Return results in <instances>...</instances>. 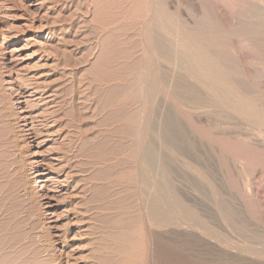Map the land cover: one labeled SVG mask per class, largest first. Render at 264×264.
Masks as SVG:
<instances>
[{
  "label": "rangeland",
  "instance_id": "374dc122",
  "mask_svg": "<svg viewBox=\"0 0 264 264\" xmlns=\"http://www.w3.org/2000/svg\"><path fill=\"white\" fill-rule=\"evenodd\" d=\"M87 2L89 3L91 1L90 0H0V264H9V263L10 264H63V258H62L63 255L60 254V252L58 251L59 248H62L63 242L62 241H60L61 243L57 242V240H55V238L53 237V233L56 232V230H57L56 227H59L58 230L63 231L62 225L63 224L65 225V223H66L67 219H66L65 214L67 212L69 204H72V206H74L73 208L77 207L79 209V212H81V210H82V215L81 214L80 215L82 217H84L83 219L85 220V222L87 221L86 224L84 223V226L86 228H88L90 226V229L89 228L88 229L92 233V234L90 233L91 240H92V246L90 248H86L85 245H83L84 244V240H83L84 238H82V236H81L82 233L80 234L81 230L80 231L78 230L79 229L78 226L76 227V225L75 226L71 225V227H70V232L68 235L69 239H67L69 242L68 243L69 249H67L66 251L68 252L70 250V252L73 254L72 257L74 256L73 257V258H75L74 260H77L79 262V264H89L91 262H92L91 264H100V263L101 264L102 263H105V264H108V263L109 264H113V263L116 264L117 263L118 264V262L122 263L123 257L120 255L124 256V253L120 252L119 250L125 251L128 248L130 249L131 247H134L135 244H137V246H139L140 249L142 248V250H141V252H142L141 258L142 259L140 258V260H142V262L140 261L139 264H145V263L146 264H148V263L149 264H154V263L155 264H252L253 262H254L253 264H264V257H261V256L259 257V255H262V254L264 255V245H263L264 244L263 243L264 242V240H263L264 239V213H263L264 212V188H263L264 185H262V184H264V175H263L264 174V169H263L264 162L261 165L263 170L262 169L260 170V172L263 171V174L258 172L259 174H257L255 176L256 178H254V183H255V187H256L255 193H257V192L258 193L252 194V191L249 192L248 191L249 189H246L244 186L246 184L245 183L246 177H242V175H240V176L236 175L232 164L229 165V163H231L227 157L229 152L227 151L228 149L227 150L224 149L225 148L224 145H226L227 148H228L227 144H229V145L231 144L230 146H232L233 145L232 143L235 142V140L239 137L240 139L238 138L237 141L235 142V143L238 142L239 145L235 146L236 145L235 144V145H233V147L229 146L230 148H233V150L234 149L236 150L238 148L242 149V150H240V149L236 150L237 156L243 155L244 153L247 156H249V154L251 155V151H252V147H253L252 153L254 152L253 155L256 156L258 159L254 156H253V158L257 159V160H262V158H263V160H264V150H263L264 148H260L261 146L256 147V146H246L245 144L242 145V143H243L242 141H243L244 137L246 138V136H248V137L251 136V133L254 131L255 127L257 130H258V128L261 127V126L260 127L258 126V128H257V125H259V124L261 125L262 124L261 121H263V116H262V112H261L262 106L261 107L259 106L260 108H258L257 104L260 103V105H261V102L264 101L263 100L264 99V91H263L264 90V80H262V79H264V76L263 77L261 76L262 73H264V70H263L264 59H263V57H259L260 53H255L256 48L255 49L253 48L254 50L252 49V47H255V46H251L249 48L248 47L249 45L246 46L244 44L245 45L244 46L243 44H241L243 42H241L242 40L240 38L236 37L235 39L236 40L240 39L241 43L239 41H235V39L233 40L232 38H234V37H232L230 39L233 41V45H235L237 43H239V45H240L239 46L237 44V45L233 46L231 43L233 48L229 44L232 41L228 40L231 37V35H233V34H231L232 32L240 29V27L237 26L238 25L237 20H234V22H232V19H234V16H235L234 14L236 13V9L240 8L242 5L237 4L238 6H240V7H237L236 3H235V5L233 3L232 5L235 6V7L233 6V9L235 8L234 9L235 12H234V10H232V7L230 6L231 3L228 6L229 8H227L229 1L228 2H227V0L226 1L223 0V2H221V0H215V2L212 1V2H214V4L213 3L212 4L215 6L214 8H216V11L219 10V13L217 12L218 16L221 14L223 17V18H221V15L219 16V18L221 20V24L224 20L223 25L227 26L229 24L231 26V27H229V25H228L227 28H226V26H224L226 30H228V28H232V29H229L230 31L232 30L230 35H228V32H230V31H225V29L223 30L221 28V31H219L220 28H218V32H216L217 28L214 29V28L210 27L209 25L205 26V24H204L205 20L202 22L204 24V27L203 28L198 27L200 31H201V29L203 30L204 28H206V29H204L205 31L203 30L204 33L201 32L202 34H193L192 30H191L192 26H189V25H193L194 23H196L198 26L202 27L200 21H202L204 18L203 13L198 8H195L193 10V11H195V13L193 11H191V13L193 12L194 16L197 13L196 18H197V16H199L200 13H202V15H200V18L203 17V18H201L202 20H200V18H198L199 21L197 19H195V21L197 20V22H199V23L195 22L194 21L195 17H193V14L189 13L192 15V18L190 17L191 15L189 16L192 21L188 19L189 22L187 21L188 23H186V25L188 24L187 26L189 28L185 25L188 29L185 27L186 29L184 28L185 29L184 33L188 32L185 34L186 36L189 37V38H186L187 41L190 39H191L190 41H192L193 38L196 39V40H193L194 42L198 41L199 38L197 36H199V35H200L199 36L200 40H203V38H204L203 42L206 40L207 37H208V39L213 38L214 41H213V39H211V40H212V42H215L214 44L217 43L216 41L220 42V44L218 43L217 45H218V47L221 45L220 47L222 49L220 47L219 48L217 47V48L219 50H221L223 53H225V52L227 53V50L229 49L228 46L230 45L231 46L230 50H232V51L234 50L235 53H233L232 51L230 54L227 53L228 55L225 53L224 55L227 57L231 54L234 55V54H236V52H238L240 54V58L242 59V58L248 57L249 53H251L252 56L254 55L252 57L253 60L251 59V54L249 56L250 58L248 57L249 61H248V58H247V60L243 59L244 62L240 59V61L242 63H244L243 66L246 65L245 68L248 66L246 68V70H248L249 65H251V64L255 65V63L257 61L255 62L254 59L257 60L258 57H259L258 60L260 59L262 61V59H263L262 62L260 60L257 62V63H259V65L263 63L262 64L263 68L260 65L262 70L259 67H257V65H258L257 64L256 69H254V65L251 66L252 68L251 67L249 68V72L251 73L250 70H253L252 71L253 74L248 75V77H247V74L249 72L245 71L246 81L248 80L247 83H249L251 81L250 79H252V81H254L256 79V81L254 83L251 81L253 84H256V82L259 81L257 83L258 87L256 85H254V87H253L254 89L257 88V89H255L256 91H254V90L249 91V89H251V87L253 86L250 84L251 83L250 82L248 85H250L251 87L250 86H249L250 88L246 87L247 86V84H246L245 89L248 92L253 91L254 94L249 93V95H248L247 91H245L246 93H244V94L242 93L246 98L253 100V101H250L253 103V105H254L255 101L257 102L254 105L256 108V110H255L256 111V114H255L256 117L251 116V117L245 118L246 119V120L244 119L246 121L245 122L243 119L240 118L239 115H237V117H238L237 119L238 120L241 119V120L237 121V119L234 118L236 123L234 122V120L232 121V119H231V121L228 120V122L230 121V123L228 124L226 122L227 120L225 118L224 119L226 121H224L223 119H221L219 117L221 119L220 120L217 118L218 116L217 117L215 116V113H218L217 111H218L219 105L217 103H218V101L220 102V99L216 100L217 102H215L213 100V98L210 97L211 101L213 100L212 102L209 101L210 98H207V99H209L208 100L209 102L205 101L206 97L209 96V95H206L205 92H202L204 97L201 96L202 94L197 95L198 92L197 93L194 92V94H196V95H193V93H191L192 95H190V93H189L186 97L187 99L183 100V103L180 102L178 104H177V102H168L169 103L168 104V103H165V101H159L160 100L159 99L160 94H158L159 97L156 101H146L145 95H147L148 93H151V96H152L153 91H155L156 93L154 92V95H153L155 98V96L157 95V92H159V90L162 89L161 87L164 88V85H162L164 83H162L163 80H162V78H160V76H156L155 73L149 72L148 70H147L148 74H150L151 77L149 76L150 78L145 79V77H144L145 75H143L144 71L146 70L144 68L148 65V62H146L148 60L146 59V56H144L145 51H146V46H147V43H145V40H144L145 39V33H143V29L145 31V28L147 25V23H145L144 18H146L147 16L149 17V14L151 15V13L148 10H150L151 8L153 9L151 4L148 1L144 0L143 1L144 5L142 7H140V9H139L140 11L143 10V11H141V14H143V15L139 16L141 18L140 19H138L139 17H137L136 19L134 18L135 15H140V11H137V13L139 12V14L135 13L133 17L128 18L129 21H127V23H126L127 25H131V24L133 25V26L131 25L132 29L130 30L131 33H129V34L133 33L132 35H136L135 36L136 38L134 40L137 41L136 39H138V41H139V38H141L140 41L143 42V43L142 42H140V43L135 42L138 44L137 45L138 47H136V44H134V47H136L134 49V51L137 52V55H136V57L135 56L133 57L134 63L140 65V67H141L142 71L139 72L138 77L140 75L141 76L138 78L139 80H137V82H135V83L132 82V84L129 83L130 84L129 87L131 88V86L133 85L132 86L133 89L130 90L129 100L128 101H122L123 106H124V103L125 104L128 103V104H127V107L125 105V108H127V109H124V107H122L124 109V111H123L124 113L122 115H120V118H123V115L129 114V116H131V118L132 117L133 118L131 120L132 122H129V124L126 123L127 124L126 125V124H124V122H122L120 124V126H117V125H111L112 121L110 122V120L112 118L110 117V115L112 113L109 111L110 109L109 110L106 109L105 105L102 104V103H104V102H102V100L105 101V95L99 93V95L96 96L93 93L94 90H93V92L88 91L90 89L88 85H87V87H83V86H80V84L78 83L79 79L77 77L83 76V74H84L83 72H86L88 68H90V69L93 68L91 66H93L97 63V60H98L97 57H99V54H100V47H99V45L101 43V41H99L100 36L96 32V29H95L96 27H94L95 25L94 26L92 25L94 23H91V22H93L92 15L83 16L84 15L83 13H85L84 11H85L86 7L88 6V4H86ZM77 3H80V4L76 5ZM223 3L225 5H223ZM146 4L148 5V7L146 6ZM263 5H264V2H263ZM144 7H146V8H144ZM184 8H186V5H184ZM241 8H243V7H241ZM145 9L148 11V14L145 13V12H147ZM80 10H82V13ZM144 10H145V12H144ZM173 10H174L173 8H170V12L172 11L171 13H174ZM230 10H231V12H230ZM240 10H242V9H239L237 11H240ZM196 11H199L200 13H198ZM232 11H233V13H232ZM229 12L232 13L233 16ZM247 13L250 14L249 17L254 16L253 14H252L253 15L252 16L251 13H249V12H247ZM145 15H147V16L144 17ZM247 15L246 16L244 15L247 19L246 21L244 20L245 17L242 16L243 20L246 23L248 22V18H247L248 16ZM142 16L144 17L143 19H142ZM148 17L146 19V22H148L147 20H149ZM256 17H258V16L256 15ZM256 17H255L256 20L254 19V17H253L254 20H252V18H251V20H249V21H253L252 24L249 22L247 24H249V25L251 24L252 26H255V30H257L259 28L258 25H260V24L263 25V27L260 26V28L261 29L264 28V20L262 21V19H264V18L260 19L261 20L260 21L259 20L260 17L258 19ZM230 18H232V19H230ZM130 19H132V20L134 19V22H131ZM90 20H91V22H90ZM135 20L138 21L137 22V23H139L138 26H137V24L134 25L136 23ZM254 21L260 22V23L257 25L255 22V24H254ZM190 22H192V24ZM140 23L146 24L145 28L143 27L144 25L142 26V25H140ZM233 23L237 24L236 26L238 28ZM196 24H194V26H193L194 30L197 29L196 28L197 26L195 27ZM223 25H222V27H223ZM250 26H248V27H250ZM256 26H258L257 29H256ZM91 27H93V28H91ZM134 27H136V28L134 29ZM253 29H254V27H253ZM261 29H259V30H261ZM132 30H133V32H132ZM197 30H196V32L194 31V33H198L199 30L198 31ZM139 31H140V34L138 33ZM224 31L226 32V34ZM263 31L264 30L262 29V31H260L262 33L259 32V34H255V35H253V37H252V35H250L248 37L249 38L252 37V38H255L258 41H260L261 38L262 39L264 38L263 37V35H264ZM134 32H136L138 34H135ZM219 32H221V33H219ZM222 33H223L222 36L225 35L227 38L228 37L229 38L224 39L226 37L225 36L222 37L220 35ZM132 35H128V38ZM137 35H139L138 36L139 38L137 37ZM218 35H219V38H218ZM210 36H212V37H210ZM220 37H222V38L220 39ZM101 38H103V37H101ZM132 38H134V37H132ZM215 38H216V40H215ZM129 39H131V37ZM207 40L205 42H208V43L211 42V41H207ZM220 40H222V41H220ZM223 40H224V42H223ZM187 41H186L187 44L185 43L187 45V46L185 45L186 51H185V49H183L184 52H187V47L190 48V45L192 46L191 42L190 41L187 42ZM234 41L237 43H235ZM225 42H227V43L229 42L228 45ZM261 42H262V40H261ZM188 43H190V44H188ZM221 43H225V45L227 47L223 46L224 44L222 45ZM139 44H141L143 49L141 48V46ZM263 44H264V41H263ZM238 46L240 48L242 46V48L236 49V47H238ZM243 46H244V48L246 47L245 48L246 51H244L245 49L243 50ZM223 47L225 49L227 48V50H225ZM203 48H204V50H208V48L206 46H204ZM141 50L144 53H142ZM239 50H242L244 52H242V51L239 52ZM228 52H230V51L228 50ZM134 53L135 52H133V55H135ZM241 53H243V54H241ZM257 54H258V56H257ZM233 55L229 56L228 58L232 59L231 57H233L234 60L232 59V61L235 62L236 56L238 57L239 55H236V56H233ZM142 56L145 59H143ZM78 57H79V59H77ZM139 57H141V58H139ZM136 58L138 60H135ZM83 59H85V60L87 59L88 61L87 60L84 61ZM140 59L143 61L140 62ZM230 59H228L229 62L226 58L224 61L227 64L226 65L227 67L230 64L229 67L233 68L236 66V64L234 62H232ZM82 61H83V64H84V62H86V63L84 65H82ZM137 61H139L141 64L137 63ZM245 61H246V63H245ZM250 61H252V62H250ZM79 62L82 65V67H81V65H80V67L78 66ZM232 63H234L235 65H233ZM144 64H146V65L144 66ZM231 64L233 66H231ZM76 65H77V67H76ZM232 68H229V69H232ZM257 68H258L259 72L262 71L261 74L257 71L256 72L254 71V70H257ZM90 69H88V71H87L88 73H90L89 72V71H91ZM143 69H144V71H143ZM180 72H184V70L180 69ZM76 73H78V74H76ZM254 73H257L259 75V77H258V75L255 74V76L257 78H254V80H253ZM64 76H65V78H64ZM249 76L251 77L250 79H249ZM84 77H85V75H84ZM260 77H262V78H260ZM62 78L64 80H62ZM82 79H83V77H82ZM140 80H141V82H140ZM151 82H153V83H151ZM156 84H157V87H156ZM13 85L15 86V89H14ZM260 87H261V89H260ZM83 88H85V90H83ZM86 88H89V89L86 91ZM159 88H161V89H159ZM258 88L261 91L260 93H259ZM36 90H38L37 94L34 93ZM91 90H92V88H91ZM149 90H150V92H149ZM17 91H19L18 93H21V94H18ZM57 91H59V92H57ZM84 91H86L87 94ZM137 92H139V93H137ZM237 92H238V90H237ZM255 92H256V94H255ZM262 93H263V95H262ZM204 94L206 95V97ZM251 94L254 95V97L256 96V98H254L253 96H250ZM257 94H259L258 95L259 99H261V98H263V99L259 100ZM84 95L85 96L90 95V96H88V98H87V97H84ZM99 96H100V98H99ZM261 96H263V97H261ZM202 97H203V101H202ZM196 98H198V100H196ZM142 99H144V100H142ZM257 99L259 102L257 101ZM186 100H188L189 102L187 103ZM197 101H199V103H198L199 106L197 104ZM190 102L191 103L193 102L195 105L193 103H192L193 105L190 104ZM214 102H215V104H217L218 108L216 105L211 106L214 104ZM99 104L102 106H99ZM189 104L191 105V107ZM161 105H163V106H161ZM206 105H207V107H205ZM262 105H264V103H262ZM143 106H144V108H143ZM148 106H150V107H148ZM167 106L168 107L170 106L169 108L171 110H168ZM171 106L175 109V110L173 109L175 112L172 110ZM158 107H160V108H158ZM198 107H200V108H198ZM209 107H210V109H209ZM213 107L217 110L214 111ZM130 108H131V110H130ZM105 109L107 112L105 111ZM154 109H156V110H154ZM164 109H165V111H164ZM161 110L164 111V114H163V111H161ZM177 110L180 113H177L178 112ZM207 110H209V111H207ZM210 110H213V111H210ZM132 112H134V113H132ZM177 114H179V116H181V118L185 119V120H181V122H180V120L178 119L180 117H178ZM213 114L217 118L218 121L215 120V117L213 116ZM25 115L30 118L29 122H31L32 126H29V127L26 126L28 123L27 122L25 123V120L22 119L23 116H25ZM173 115H175L176 118ZM225 115H227V114H224L223 116L225 117ZM55 117H57V118L59 117L60 119L63 117L62 118L63 122L67 124L65 131L67 130V132H69L71 140L66 139L64 142L61 141L60 135H59V137L57 136L58 132H60L58 129L59 126L56 125L57 128L54 127L53 132H55V130L57 132V130H58L57 135H54V134H56V132L53 135L51 134L52 135V136H50V138H52V139H50L51 141H48L44 144H41L45 141L44 136H45V130L47 127V126H45L46 123L53 122ZM163 117H164L165 121H167L168 119L170 120L173 117L172 120L170 121V122H172V124L169 123V121H167L169 125L170 124L175 125V126L170 125L172 129L174 127L176 128V124L183 122L182 128L181 127L178 128V129H180V132H179V130H176L177 128L173 129V130L171 129V130L173 131V133L175 135L180 136V139H181L180 134H182V136H183L182 141L187 134V137L184 139L185 145H183L185 147L182 148V150L183 149L184 150L181 151V149H180L179 151L186 153V152H189V150H190L189 154H187V155L185 154L186 157L184 156L185 158H187V160H189L188 159L189 156H190V158H191V156L194 158L197 157L196 158L197 161H199V163L201 162L200 163L201 165L199 164V168H200L199 169L200 171L198 170L199 174H198V171H196V170L195 171L192 169L189 170V168H188V170H186L187 168L185 169V165L181 162V160H183V159H181V158L180 159L174 158L175 160L174 159L173 160L175 161V163H174V161L173 162L171 161L172 164L174 163L177 166L176 165L174 166V164L173 165L171 164L172 165L171 166L170 162H169V165L171 167L169 166L170 169H167V166H165L167 171L165 170L164 174H163L162 169L159 166L157 167L158 164L155 163L156 162L155 157H154L155 154L152 155V159H151V160H153V157H154V161H151V163H150V161H149L150 157H151L150 156V154H151L150 147L152 148L155 145V147L158 148V145H159L158 142H156L157 136H156V134H154L155 128L157 126L155 128L151 127V126H152V124H154L155 119L160 120L161 118L163 119ZM167 117H168V119H167ZM199 117L202 121L207 120L209 125H210L209 129H208L210 131H208V130L204 131V134L207 131L205 134L206 136L204 135L206 140L205 139L200 140L201 137L199 138V140L201 142H202V140L203 141L205 140L204 142L201 143L202 146L200 145V141L197 142L199 145L196 144L195 140L198 141V139H195L194 136L192 138L190 135V131L188 130L189 128L187 126H185V127L183 126V125H186L187 121L191 124H193V122L195 121L194 122V124H196L195 126H199L198 123L196 122L197 121L196 118L199 119ZM226 117H228V116H226ZM253 117L255 120L253 119ZM133 119H135V120H133ZM175 119H176V121H175ZM248 119L254 120V121H252L253 123L250 120L251 125L254 124V126H255L254 127V126L249 125V127H251L250 130L248 129L249 128L248 127V124H249ZM135 121H136V123H134ZM216 121L218 123H216ZM223 121L226 123H224ZM240 121L241 122L244 121V122L240 123ZM255 121H258L257 122L258 124ZM63 122H62V124H63ZM157 122L158 121H155L156 124H157ZM184 122H185V124H184ZM141 123H143V124H141ZM246 123H248V124H246ZM214 124L216 125V127ZM244 124H245V126H243ZM179 125L181 126V124H179ZM126 126H128L129 128ZM131 126H133V129H131L129 131V129L132 128ZM153 126H155V125H153ZM81 127H83L84 130H86V128H88V130L90 129L89 130V136L92 139L95 137L93 140L97 139L98 140L97 143L101 142V144H103L104 147L102 146L101 150H102V148L104 150H102V151H104V152L106 151L107 153H109L112 150V154L114 152V154L112 155V158L109 159V161L107 162L108 164H106V163L97 164L95 162L93 165H91V163L94 161H91V163H89L84 158H82L81 155L79 156L80 146H82V145H80L82 143H80V138H79V131L82 129ZM167 127L169 128L168 125H167ZM210 127H211V129H210ZM252 127H253V129H252ZM135 128H136V130H135ZM152 128H153L154 132L152 131ZM184 128H186L187 132L189 131V133H185L186 131ZM215 128H217V129H215ZM234 128H236V129L234 130ZM183 129H184V131H183ZM251 129L253 131H251ZM134 130L135 131L139 130V131H137L138 132L137 133ZM149 130H151V132ZM174 130H176L175 131L176 133L174 132ZM214 130H216L215 131L216 133L214 132ZM243 130H245L246 132ZM116 131H117V133L115 134L114 132H116ZM177 131H178V133H177ZM217 131H219V132H217ZM237 131L241 132V133H238ZM126 132L129 134H127ZM133 132L137 133V134H135V135H137V138L135 135H133L134 134ZM143 132H145V133L143 134ZM149 133H151L152 136H150ZM183 133L185 136L183 135ZM228 133L231 134V136ZM249 133H250V135H249ZM208 134H210V135H208ZM211 134L212 135L215 134V137L213 138V136ZM217 134H219V136L222 134L220 136V138H222V136H223L222 139L224 142L220 138H218L216 140V138L218 137V136H216ZM207 135H208V137H207ZM124 136H125V138H126V136L128 138L124 139L123 138ZM201 136L203 138L202 134H201ZM189 137L192 138V141H191V139H189ZM224 137H227L228 139H226ZM229 137L231 138V140L234 139V141L232 140L233 142H231V143L227 142L226 143V141H230ZM254 137L252 135V138H254ZM55 138L56 139L58 138V139L56 140ZM149 138L152 140H149ZM212 138L214 139V143H217V144L212 143L213 142ZM186 139L187 140L189 139L188 140L189 142ZM193 139L195 142L193 141ZM105 140L107 143L104 142ZM108 140L110 141V143ZM141 140H143V142ZM207 140H208V142H207ZM215 140L218 142H216ZM219 140L221 143H219ZM37 141H38L39 145L41 146V147L38 146L39 148L35 147ZM253 141L254 142L257 141V138L255 137L253 139ZM260 141L261 140H259V142ZM134 142H136L135 143L136 145H134ZM147 142L150 145V147H148ZM155 142H156V144H155ZM206 143H210V146H209V144H206ZM218 144H219L220 148L224 147L222 150V154H221L222 157H220L221 159H219V157H218V156H220V153L218 152V150L215 151L216 150L215 147H217ZM220 144L221 145L224 144V145L221 146ZM123 145H124V147H123ZM143 145H146V146H144L145 149H142ZM108 146H109V149H108ZM169 146L170 145L168 144V146L165 147L164 151L162 150L160 152H159V148L158 149L155 147L154 148H155L156 152H158L159 154H162L163 152L167 153L169 151V148L170 149L172 148L171 146L170 147ZM211 146H212V150H210ZM242 146H244V147H242ZM122 147H123V149H122ZM167 147H169V148H167ZM201 147H202V149H200ZM254 147H255V149H254ZM87 148H91V149H87ZM87 148L85 147L83 151H85V152L87 151L89 154H92L93 151H94V153H96V152L98 153L100 150L99 148H97V149H99L98 151L93 149V148H96L94 144L88 145ZM117 148L120 150H118ZM146 148H147V150H148V148L150 150L147 151ZM173 148H172V150H173ZM179 148H180V146H179ZM214 148H215V150H214ZM230 148H229V151H230ZM114 149L116 151H114ZM135 149H137L138 152ZM141 149L144 151H142ZM174 149L175 150L173 152H171V155L176 154V155H174L175 157L179 156L180 154L179 155L177 154V153H179V151L176 152V148H174ZM185 149H188V151L187 150L185 151ZM88 150L92 151V152H89ZM101 150H100V152H101ZM133 150L135 153L133 152ZM233 150H232L231 155L236 156V153H234ZM243 151H245V152H243ZM146 152H150V153H146ZM213 152H218V154L213 153ZM63 153H66L67 155H69L68 160L72 164V167L73 166L74 167H76V166L80 167L81 166L80 168L76 167L78 170V172H77L78 174H77V178H75V182H77V184H79V185L81 184V186H83L85 192H84V190L82 191V193H81L82 198L80 197V195H78L77 198L74 196V198L72 197V199H69L68 197H66V194H64V192L61 191L62 190L61 187L59 190L53 189V187H52L51 192L50 193L48 192L47 194H50L49 198L51 197V199L53 201L52 203L55 206V208H54L53 215L47 216L45 214L46 212L44 209V206H45L44 204L46 203V201H48V200H46L47 196H45L46 194H44V191H42L40 189V187H38L36 184L33 183V179H32L33 172H34V166H35L34 161L36 158H38L39 161L43 160V159L46 160L45 161L46 165L44 164L43 167L45 169L46 168L47 169L48 168L49 169L54 168L53 169V173L55 175L54 177L58 176L59 177L58 179L61 181L64 178L60 179V177H64L67 171L65 170V172H64V170H63V172L61 173L60 169H63V168H61V166L59 167V164H58L59 162H56L55 160L53 161V159H56L58 156L60 157ZM143 153H144V156L145 155L148 156V159H149L148 162L145 161V158L143 160V156H142ZM168 153L170 154V151ZM211 153H212V155H211ZM247 153H249V154H247ZM200 154H202L203 156ZM70 155H71V157H70ZM117 155H118V157H117ZM246 155H243V156H246ZM258 155L262 158H260ZM120 156H121V159H120ZM214 157H216V158H214ZM114 158H116L117 160H113ZM136 158H138V159H136ZM205 158H206V160H205ZM217 158L219 161L217 160ZM222 158H223V161H222ZM224 158H225V161H224ZM51 160L53 162H51ZM111 160H112V162H110ZM176 160H177V162H176ZM187 160H186V162H187ZM211 160H212L213 164L211 163ZM216 160L220 165L216 162ZM119 161H121V163ZM87 162L89 164H86ZM109 162H110V164H109ZM143 162H144V164H143ZM153 162L156 164V165L155 164H153V165L156 166L157 171L155 170V166L151 167ZM179 164H181V165H179ZM109 165H111V166H109ZM119 165L122 167H119ZM140 165H142V166H140ZM238 165L240 166V164H238ZM113 166H114V169H113ZM213 166L216 168V170ZM239 166H237V167H239ZM72 167H71V169H72ZM106 167H108V168H106ZM142 167L143 168L145 167V168L143 169ZM176 167L182 168V169H180V171H183V172L187 171L189 174L187 172H185L186 175L183 172H181L182 174L181 173L179 174L180 171L178 169H176ZM95 168H97V169H95ZM158 170H161V171H158ZM170 170H171V172H170ZM217 170H218V172H217ZM230 170H231V172H230ZM155 171L159 172L158 175L156 174ZM172 171H173V173H172ZM211 171H213L214 173ZM228 171L230 174L228 173ZM99 172H100L101 176H100ZM161 172L164 175V179H166V177L168 176L167 180H165L164 184L162 182L164 179L162 178V176H160ZM94 173H96L95 175H99L100 178L97 176L99 180L96 177V179H95L96 181H93V183H94L93 184V183H91V180L95 177ZM108 173H110V175ZM152 173H153V175L154 174L155 175L153 176ZM195 173H197V174H195ZM219 173H220V175H219ZM120 174H121V176H120ZM193 174H195V175H193ZM141 175H143V178L140 177ZM190 175H192V176H190ZM200 175H202V176H200ZM216 175H218V176H216ZM109 176L111 178H109ZM128 176H130V179H128L129 178ZM182 176L185 178H182ZM258 176H259V178H258ZM131 177H132V179H131ZM144 177H146V179H148L150 177L149 179L152 182L157 183L158 190L161 189L160 191L164 192V193H162L163 195H166L164 188L168 187L167 189H170L169 193L172 197L171 198L169 196H167L169 198L166 197L168 201L167 200H165V201H166L168 209L165 211V213L163 215L164 217L167 218L166 220H168V221L172 220L174 223H176L175 220H177L178 218L179 219L182 218L184 220L186 219V222L189 225H191V228H189L187 226L185 227V226H178V225L173 224V225L169 226L168 229L166 228V229L162 230V229L157 228L158 231H156L157 229L154 228L153 230H155L157 233H159L160 237L158 238V241H156V240L153 241L156 244V246H155L156 250L154 249L152 252H150V253H153L151 255H148V253L146 252L147 250H145V248L147 247L146 246L147 244L149 246V242H150L149 238L147 237L148 232H146L148 230H146V229H148V222L150 221V218L153 217L151 215V210L148 207V206L152 207V204L149 202L150 203V205H149V204H147V202H144V198L141 195V190L146 188L145 184L146 183L148 184V182L150 180L148 179L149 181H147ZM195 177H196V179H195ZM198 177H199V179H198ZM230 177H232V178H230ZM217 178H218V180H217ZM238 178L241 179V182H240V179H238ZM242 178H243V180H242ZM193 179H194V181H193ZM235 179H236V181H235ZM168 180H169L170 184L168 183ZM139 182H140V186H139ZM143 182H144V184H143ZM200 182H201V185L199 184ZM229 182H232V183L230 184ZM236 183H237V185H236ZM97 184H98V186H97ZM238 184H239V187H238ZM257 184L260 186H258ZM92 185L96 189H100L102 187L100 191L98 190L99 193H93V192H96L97 190L95 188L92 189V187H93ZM158 185H160V186H158ZM256 185L259 188H257ZM179 187L180 188L182 187V188L180 189ZM48 188H51V187L48 186ZM177 188H179V190ZM148 189L152 190L151 187L150 188L148 187ZM101 194H103V195H101ZM181 194H183V196L185 195V197L182 196L183 197L182 198ZM188 194H189V196H187ZM194 194L196 195V197H193ZM176 195H178V196H176ZM246 195H247V197H249V199L246 197ZM52 196L54 198H52ZM186 196L188 199L186 198ZM243 196H245L246 198ZM96 197H97V199H96ZM98 197H100V199ZM189 197H190V199H189ZM251 197H253V199ZM169 199L170 200L172 199L171 200L172 202ZM185 199H187L188 202ZM87 200L89 201L90 205L87 203L88 202ZM90 200H92L93 202ZM248 200H250V201H248ZM252 200H254V201H252ZM255 200H256V202H255ZM101 201L103 203H101ZM168 202H170V203H168ZM252 202H254V203H252ZM97 203H98V205H97ZM168 204L170 206H168ZM249 204L250 205L252 204V205L250 206ZM103 205H106V206L104 207ZM255 205H257V207ZM100 206L102 207V209L105 213L102 210H99V208H101ZM88 207H90L91 209ZM147 207L149 209H147ZM227 209H229L230 211ZM190 210H192V211H190ZM85 211L89 212V214H88V212L86 213L87 217H86ZM161 211H163V209ZM170 211H171V213H170ZM146 212H147V214L145 215ZM226 213H227V215H226ZM94 214H96V215L94 216ZM90 215H91V217H90ZM139 215H140V217H139ZM71 217H73V216H71ZM95 217H96V219H95ZM97 217H98V221L96 222ZM101 217L103 220L104 219L105 220L103 221L102 219H100ZM190 217H191V219H193L192 224H190L192 222ZM106 218H108V219L106 220ZM116 218H119V220ZM136 219L137 220L140 219V220L137 221ZM141 219H142V221H141ZM70 220H73V218H70ZM114 220L116 222H114ZM107 221H109L108 224H107ZM140 221L142 222V224ZM210 221L211 222L214 221L216 224L213 222L211 223ZM51 222L54 223V226L51 225ZM110 223H111V225H110ZM116 223L118 224V227L120 224V228L117 227ZM72 224L74 225V220L72 221ZM112 224L114 225V227H112L113 226ZM126 224H127V226H126ZM130 225H132V227ZM135 225L139 226V227L141 226L140 227L141 229L139 227H136ZM234 225H235V227H233ZM93 226H94V228H92ZM121 226H123V227H121ZM60 227H62V228H60ZM110 227H111V229H110ZM124 227H127V229L125 228L126 231L124 230ZM142 227H143V229H142ZM198 227H200V228H198ZM91 228L93 229L92 231H91ZM129 228H132L133 230L129 229ZM177 228H180V229L178 230ZM183 228H184L185 232L183 230H181ZM114 229L116 230V233H115ZM118 229L120 232H121V230L122 231L124 230V231L120 233L119 231H117ZM139 229L142 232H139L140 231ZM166 230H169V233ZM173 230L178 231V233L175 234L176 232H174ZM131 231L134 234L131 233ZM164 231H166V233ZM136 232H138V233H136ZM123 233H125V237H124ZM135 233L137 234V238H138L136 240H135V238H136ZM187 233H189V235H187ZM192 233H194L196 235H194V234L192 235ZM113 234H117V235H113ZM132 234H133V237H132ZM74 235L76 238L74 237ZM111 235H112V237H111ZM118 235H119V237H117ZM186 235L189 237L186 238L187 237ZM230 235H232V236H230ZM251 235L253 238L249 237ZM126 236H128V237H126ZM72 237H73V239H72ZM111 238H112L113 242H112ZM99 239H101V240L99 241ZM117 239H118V241H117ZM130 239H131L132 244H131V242H129ZM238 239H240V240H238ZM258 239H260L261 241H259ZM106 240H107L108 244L105 242ZM120 240H122V241L119 242ZM244 240H245V242H244ZM144 241H146V242L143 243ZM250 241L253 244H251ZM139 243L140 244L142 243L146 247L145 246L142 247ZM103 245L105 248L103 247ZM105 245H107V247ZM122 245L124 247H122ZM235 245H236V247H235ZM242 246H245V247H242ZM97 247H100V248H97ZM115 247H117V249ZM229 247H233V250H231ZM79 248H82V249H79ZM94 248L98 249V251H96V249H94ZM113 248L115 251L113 250ZM217 248L219 250L220 249L226 250L227 253H226V251H223V252L221 250L219 251ZM240 248H241V250H240ZM91 249H94V252L91 251ZM100 249H103V250H101L102 253H101ZM147 249H148V247H147ZM238 250H240V251H238ZM103 251H104V253H103ZM74 252H75V254H74ZM143 252H145V253L143 254ZM228 252H230V254ZM95 253L97 255V256L95 255L97 257V258L95 257L96 259H94V255H93ZM99 253L101 254L100 256H99ZM115 253H116V255L119 253V255L116 256ZM222 253H225V254L223 255ZM90 254L93 255V258H92L93 260L91 259L90 262L88 260H84L87 257H89L88 255H90ZM103 254H104V256H102ZM79 256L80 257L86 256V257H83L84 259L80 260ZM239 256H240V258H239ZM82 257H81V259H82ZM100 257L105 262H101L102 260L100 259ZM112 257H114V258H112ZM115 257H117L118 259ZM147 257H149V258H147ZM150 257H151V260H150ZM98 259H99V262H98ZM115 259H117V260L120 259L121 261L119 260L117 262V260H116V262H115ZM246 259H247V261H246ZM56 260H58V261H56ZM94 260L95 261L97 260V262H95Z\"/></svg>",
  "mask_w": 264,
  "mask_h": 264
},
{
  "label": "bare ground",
  "instance_id": "6f19581e",
  "mask_svg": "<svg viewBox=\"0 0 264 264\" xmlns=\"http://www.w3.org/2000/svg\"><path fill=\"white\" fill-rule=\"evenodd\" d=\"M91 2H87L86 4H88V6L86 7V9H85V13H83L82 15L83 16H90V15H92V19H93V22H91V20H90V22L91 23H94V24H92L94 27H96L95 29H96V32L99 34V38H100V40L99 41H101V43H100V45H99V47H100V54H99V57H97L98 58V60H97V63L95 64V65H93V66H91V67H93V68H88V69H90L91 71H89L90 73H88L87 71H88V69H87V73L86 72H83L82 74H83V76H79V77H77L78 79H79V84H80V86H83V87H87V85L89 86V88H86V91L88 90V91H92L93 92V90H94V94L96 95V96H98L99 95V93H101V94H104L105 95V101H103L102 100V102H104V103H102L103 105H105V107H106V109H110L109 111L112 113H110L111 115H110V117L112 118L111 120H110V122L112 121V124L111 125H117V126H120V124L122 123V122H124V124H126V123H128L129 124V122H132L131 120H132V118H131V116H129V114L128 115H123V118H120V115H122L124 112V109H127V108H125V105H126V107H127V104H125L124 103V106H123V102L122 101H128L129 100V97H130V90L131 89H133L132 88V86H131V88L129 87V83H131L132 84V82L133 83H135V82H137V80H139L138 78L141 76H139L138 77V75H139V72L140 71H142L141 70V67H140V65H138V64H136V63H134V61H133V57L135 56L136 57V55H137V52L136 51H134V49L136 48V47H138L137 45V43H135V42H138V43H140V42H142V41H140L141 40V38H139L138 36L139 35H137V37L139 38V41H138V39H136L137 41H135L134 39L136 38L135 36L136 35H132V34H129V33H131V29H132V26L131 25H127L126 23H127V21H129V19L128 18H131V17H133L134 16V14L135 13H137V11H140L139 9H140V7H142L144 4H143V1L144 0H90ZM146 1H148L150 4H151V6L153 7V9L151 8L150 10H148L150 13H151V15L149 14V17L147 16V15H145L144 17H148L149 18V20H147L148 22H146V19H147V17L146 18H144L143 16H142V19L144 18L145 19V23H147V25L146 24H141L140 23V25H144L143 27L145 28V25H146V28H145V31H144V29H143V33H145V43H147V46H146V51H145V55L144 56H146V59L148 60V61H146V62H148V65L144 68V69H146L145 71H144V69H143V71H144V74L143 75H145L144 77H145V79H147V78H150L151 77V75L150 74H148V71L149 72H153V73H155V75L156 76H160V78H162V83H164V84H162V85H164V88L163 87H161V88H159V89H161V90H159V92H157V95L155 96V98H154V92L155 91H153V95L151 96V93H146L147 95H145V99H146V101H156L157 99H158V94H160V97H159V101H165V103H168V102H177V104L178 103H183V100H185V99H187L186 97H187V95L190 93V95H192L191 93H193V95H196V94H194V92H198L197 93V95L198 94H202V92H205L206 93V95H209L208 97H206V95H205V97H206V99H205V101H208L209 99H207V98H213V100L215 101V102H217L216 100H218V99H220V102L218 101V105H219V108H218V106H217V104H215V102H214V104L213 105H211V106H214V105H216L217 106V108H218V113H215V116L218 118V119H223L224 121H226L228 124L230 123V121H231V119H232V121L234 120V118H238L237 117V115H239L240 116V118L241 119H245V118H248V117H251V116H255V114H256V108H255V104L257 103L256 101H255V103H254V105H253V103L252 102H250V101H253V100H251V99H248V98H246L243 94L244 93H246L245 91H247L246 89H245V85L247 84V86L246 87H249L250 85H248L251 81H252V79H250L251 77L249 76V79L251 80L249 83H247V81H246V74H245V71H248L249 72V68L252 66V65H254V64H251V65H249V68H248V70H246V68L248 67H246L245 68V66H243L244 65V63H242L241 61H240V54L238 53V52H236V54H231V55H233V56H236V55H239L238 57L236 56V58H235V62L234 61H232V59H233V57H231L232 59H230V58H228L229 56H231V55H229L228 57L227 56H225L224 54L226 53H223L221 50H219L218 48L221 46H219L218 47V43L220 44V42H218V41H216L217 43L216 44H214L215 42H212V40L211 39H213V38H211V39H208V37L206 38V40L207 41H211L210 43H208V42H203V40H204V38H203V40H200V35L199 36H197L198 38H199V40L198 41H193V40H196V39H194L193 38V40L192 41H190V40H188V41H190L191 42V44H192V46L190 45V48H188L187 47V52H184V50L183 49H185V45L187 44L186 43V38H189L188 36H186L185 34L186 33H188V32H186V33H184V30L188 27L187 25H186V23H188L189 22V20H191V18H192V15L191 14H193V12L195 13V11H193L195 8H198V9H200V11L203 13V15H204V18L203 17H201V18H203V20L200 18V15H202V13H200L199 11H196V12H198V13H200L199 14V16H197V18H196V14H195V16H194V14H193V17H195L194 18V21H195V19H197L198 21H199V19L198 18H200V20H202V21H200L201 22V25H202V27H200V26H198L196 23H194V24H196L195 25V27L199 30V28H203L204 27V24H205V26H210V27H212V28H217L216 29V32H218V28H220L219 29V31H221V28L224 30L225 29V27L224 26H226V25H223V22H224V20H223V22H222V24H221V20H220V18H219V16L221 15H219L218 16V13H219V10L218 11H216V8H214L215 6L213 5L214 4V2H215V0H146ZM212 1H214V2H212ZM224 1H226V0H224ZM229 1V2H228ZM221 2H223V0H221ZM220 2V3H221ZM227 2H228V5H227V8H229L228 6H229V4L231 3V7H232V10H234L233 9V6L235 5V3H236V5L238 4V5H242L241 7H243V8H241L240 6H238L237 5V7H240V8H238V9H236V13L234 14L235 16H234V19H232V18H230V19H232V22H234V20H237V24H235V23H233V24H235V26L237 25V26H239L240 27V29L239 30H235L234 32H232L231 33V31L229 30V29H232V28H228V30H226L225 29V31H230V32H228V35H230V33L231 34H233V35H231V37L228 39L225 35V37L226 38H224V39H228V40H230L232 37H234V38H232L233 40L237 37V38H240L242 41L241 42H243V43H241L240 42V39L239 40H236L235 39V41H239L241 44H245L246 46H248L249 48L251 47V46H255V47H252V49L254 48H256L255 49V53H260L259 54V57H263V59H264V44H263V39L261 38L260 39V41H258L257 39H255V38H252L253 37V35H255V34H259V32L260 31H262V29L264 30V28H260V26H262L263 27V25H258L260 22H256V21H254V24H255V22H256V24L259 26V28L257 29V27L258 26H256V29L257 30H255V26H252L251 24L253 23V21H249V20H251V18H252V20H254L255 19V17H256V15L258 16V17H256L257 19L259 18V20L260 19H262V18H264V5H263V2H264V0H227ZM145 3V2H144ZM147 3V2H146ZM148 3V4H149ZM213 3V4H212ZM217 3V2H216ZM234 3V5H232ZM78 4H80V3H77L76 5H78ZM166 5V6H165ZM184 5H186V8H184ZM223 5H225L224 3H223ZM132 6V7H131ZM146 6L148 7V5L146 4ZM150 6V5H149ZM174 6V7H173ZM77 7V6H76ZM235 7V6H234ZM249 7V8H248ZM144 8H146V7H144ZM170 8H173L174 10H173V12L174 13H171L170 12ZM219 8V7H218ZM222 8V7H221ZM149 9V8H148ZM224 9V8H223ZM239 9H242V10H240V11H237V10H239ZM83 10V9H82ZM82 10H80L81 11V13H82ZM146 10V9H145ZM145 10H144V12H145ZM153 10V11H152ZM222 10V9H221ZM229 10V9H228ZM78 11V10H77ZM141 11H143V10H141ZM141 11H140V15H135L134 16V18L136 19L137 17H139V16H141V15H143V14H141ZM147 11V10H146ZM148 11L147 12H145V13H147L148 14ZM187 11V12H186ZM191 11H193L192 13H191ZM249 12V13H251V15L254 17V19H253V17H249L250 16V14H248L247 12ZM218 12V13H217ZM222 12V11H221ZM230 12H231V10H230ZM229 12V13H230ZM234 12H235V10H234ZM77 13V12H76ZM79 13V12H78ZM143 13V12H142ZM189 13H191V14H189ZM228 13V14H229ZM232 13H233V11H232ZM232 13H230V14H232ZM248 15H247V14ZM80 14V13H79ZM137 14H139V12L137 13ZM191 15V16H190ZM247 15L248 17V22L249 23H251L250 25L252 26H250L249 24H247L245 21L247 20L246 19V17L245 16ZM191 18H190V17ZM227 16V15H226ZM232 16H233V14H232ZM231 16V17H232ZM242 16H244L245 18H244V20H243V17ZM141 17H139L138 19H140ZM221 18H223L222 17V15H221ZM228 18V17H227ZM250 18V19H249ZM137 19V20H138ZM189 19V20H188ZM225 19V18H224ZM131 20V22H134V19L132 20V19H130ZM197 20L195 21V22H197ZM205 20V22H204V24L202 23L203 21ZM256 20V19H255ZM258 20V21H259ZM264 19H262V21H263ZM136 21V20H135ZM140 21V20H139ZM188 21V22H187ZM192 21V20H191ZM226 21V20H225ZM228 21V20H227ZM261 21V20H260ZM87 22V21H86ZM130 22V23H131ZM138 21H136V23L134 24V25H136L137 24V26L139 25V23H137ZM144 22V21H143ZM236 22V21H235ZM191 24H192V22H190ZM197 23H199V22H197ZM90 24V23H89ZM194 24L193 25H189V26H192L191 28V30H192V33L193 34H202V33H204L203 32V30L204 29H206V28H204L203 30L201 29V31L199 30V32L198 33H194V31L196 32V30L197 29H195L194 30V28H193V26H194ZM248 26H250V27H248ZM91 25V24H90ZM187 27H186V26ZM222 25H223V27H222ZM229 25V24H228ZM227 25V26H228ZM80 26V25H79ZM227 26H226V28H227ZM236 26V27H237ZM87 27V26H86ZM141 27V26H140ZM142 27V28H143ZM186 27V28H185ZM199 27V28H198ZM229 27H231L230 25H229ZM253 27H254V29H253ZM91 28H93V27H91ZM136 27H134V29H135ZM138 28V27H137ZM185 28V29H184ZM189 28V27H188ZM187 28V29H188ZM235 28V27H234ZM238 28V27H237ZM133 29V30H134ZM209 29V28H208ZM259 29H261V30H259ZM133 30H132V32H133ZM190 30V29H189ZM194 30V31H193ZM197 30V31H198ZM95 31V30H94ZM130 31V32H129ZM187 31V30H186ZM205 31V30H204ZM224 31V32H225ZM137 32V31H136ZM136 32H134L135 34H140V31L138 32V33H136ZM202 32V33H201ZM207 32V31H206ZM215 32V33H216ZM223 32V31H222ZM264 32V31H263ZM208 33V32H207ZM219 33H221V32H219ZM260 33H262V32H260ZM142 34V33H141ZM225 34H226V32H225ZM128 35H132V36H130L131 37V39H129L128 38ZM188 35V34H187ZM205 35V34H204ZM210 35V34H209ZM221 36L223 35V33L222 34H220ZM250 35H252V37H248V36H250ZM263 35V34H262ZM202 36V35H201ZM207 36V35H206ZM224 36H222V37H224ZM259 36V35H258ZM257 36V37H258ZM101 37H103V38H101ZM132 37H134V38H132ZM192 37V36H191ZM210 37H212V36H210ZM214 37V36H213ZM222 37H220V39L222 38ZM255 37V36H254ZM256 37V38H257ZM263 37H264V35H263ZM218 38H219V35H218ZM102 39V40H101ZM259 39V38H258ZM81 40V39H80ZM215 40H216V38H215ZM218 40V39H217ZM227 40V41H228ZM261 40H262V42H261ZM187 41V42H188ZM213 41H214V39H213ZM220 41H222V40H220ZM226 41V40H225ZM230 41H232V40H230ZM229 41V42H230ZM234 41V42H235ZM223 42H224V40H223ZM228 42V43H229ZM261 42V43H260ZM143 43V42H142ZM141 43V44H142ZM186 43V44H185ZM225 43H227V42H225ZM225 43H221L223 46H226L225 45ZM228 43H227V45H228ZM231 43H232V45H233V41L232 42H230L229 44L231 45ZM235 43H237V42H235ZM234 43V44H235ZM134 44H136V47H134ZM141 44H139L140 46H141ZM188 44H190V43H188ZM238 45H239V43H237ZM237 44H235V45H237ZM97 45V46H98ZM228 46L229 47V51L230 52H228V50H227V48L225 49L224 47V49L225 50H227V53H231V51L232 50H230L231 48V46ZM235 45H233V46H235ZM244 45V46H245ZM139 46V47H140ZM145 46V45H144ZM187 46V45H186ZM189 46V45H188ZM204 46H206L207 48H208V50H204ZM233 46H232V48H233ZM240 46V45H239ZM236 47V49L237 48H239V49H241L242 48V46H241V48L240 47ZM244 46H243V50L246 48H244ZM218 47V48H217ZM227 47V46H226ZM141 48L143 49V47L141 46ZM221 48V47H220ZM248 48V49H249ZM138 49V48H137ZM136 49V50H137ZM222 49V48H221ZM253 49V50H254ZM139 50V49H138ZM251 50V49H250ZM142 51V50H141ZM185 51H186V49H185ZM237 51V50H236ZM240 51H242V50H239V52ZM244 51H246V49L244 50ZM244 51H242V52H244ZM248 51V50H247ZM133 52H135L134 54L135 55H133ZM233 53H235V51L233 50L232 51ZM249 52V51H248ZM142 53H144L143 51H142ZM226 53V54H227ZM254 53V54H255ZM241 54H243V53H241ZM250 54L251 53H249V56H250ZM142 55V54H141ZM228 55V54H227ZM243 56V55H242ZM248 56V57H249ZM254 56V55H253ZM252 54H251V59H252ZM256 56V55H255ZM257 56H258V54H257ZM256 56V57H257ZM90 57V56H89ZM143 57V56H142ZM248 57H245V58H242L241 60L244 62V60H247V58ZM258 57V58H259ZM139 58H141V57H139ZM225 58L228 60V59H230L232 62H234L235 64H236V66L235 67H229L230 66V64H229V66L227 67L226 65V63H225ZM250 58V57H249ZM249 58H248V61H249ZM258 58H257V60H255L254 59V61L256 62H258L259 60H258ZM77 59H79V57L77 58ZM76 59V60H77ZM143 59H145L144 57H143ZM244 59V60H243ZM250 59V60H251ZM262 59V58H261ZM263 59H262V61H263ZM84 61H86L85 59H83ZM90 60V59H89ZM135 60H138L137 58L135 59ZM234 60V59H233ZM253 60V59H252ZM88 61V60H87ZM143 60H141L140 59V62H142ZM261 61V60H260ZM261 61V62H262ZM81 62V61H80ZM80 62H79V67H80ZM139 61H137V63H140ZM145 62V63H146ZM227 62V61H226ZM228 62H229V60H228ZM250 62H252V61H250ZM255 63V65H254V69H256V65L258 64L259 65V63ZM260 62V63H261ZM264 62V61H263ZM86 62H84V64H85ZM88 63V62H87ZM234 63H232L233 65H235ZM245 63H246V61H245ZM249 63V62H248ZM76 64V63H75ZM74 64V65H75ZM83 64V61H82V65H84ZM141 64V63H140ZM231 64V66H233ZM263 64V63H262ZM262 64H260L261 65V67H262ZM72 65V64H71ZM82 65H81V67H82ZM143 65V64H142ZM146 64H144V66H145ZM257 65V67H259L260 69H261V67H260V65L258 66ZM264 65V64H263ZM88 66V65H87ZM76 67H77V65H76ZM264 67V66H263ZM262 67V68H263ZM73 68V67H72ZM229 68H232V69H229ZM252 68V67H251ZM180 69H183L184 70V72H180ZM229 69V70H228ZM259 69V70H260ZM83 70V69H82ZM148 70V71H147ZM262 70V69H261ZM263 70H264V68H263ZM81 71V70H80ZM251 71V73L249 72L248 74H247V77H248V75H250V74H253V70H250ZM255 72L257 71V72H259L258 71V68H257V70H254ZM76 72V71H75ZM247 73V72H246ZM260 74L262 73V71L261 72H259ZM74 74V73H73ZM72 74V75H73ZM76 74H78V73H76ZM81 74V75H82ZM90 74V75H89ZM152 74V73H151ZM255 74L256 75H258L257 73H254V75H253V80H254V78H257L256 76H255ZM264 73H262V77L264 76L263 75ZM84 75H85V77H84ZM87 75V76H86ZM150 76V77H149ZM155 76V77H156ZM255 76V77H254ZM74 77V76H73ZM81 77V78H80ZM82 77H83V79H82ZM143 77V76H142ZM258 77H259V75H258ZM262 77H260V78H262ZM64 78H65V76H64ZM74 79V78H73ZM141 79V78H140ZM248 79V78H247ZM62 80H64L63 78H62ZM143 80V79H142ZM149 80V79H148ZM167 80V81H166ZM262 80H264V79H262ZM74 81V80H73ZM256 81V79L254 80V81H252L253 83ZM258 81V80H257ZM11 82V81H10ZM9 82V83H10ZM140 82H141V80H140ZM161 82V81H160ZM250 83L251 85H253L252 87H251V89H249V91L250 90H254V91H256L255 89H257V88H253L254 87V85H256L257 86V83L259 82H256V84H253V83ZM74 83V82H73ZM151 83H153V82H151ZM82 84V85H81ZM138 84V83H137ZM155 84V83H154ZM153 84V85H154ZM161 84V83H160ZM152 85V84H151ZM61 86V85H60ZM139 86V85H138ZM161 86V85H160ZM260 86V85H259ZM13 87H14V89H15V86L13 85ZM135 87V86H134ZM137 87V86H136ZM156 87H157V84H156ZM249 87V88H250ZM258 87V86H257ZM18 88V87H17ZM62 88V87H61ZM91 88H92V90H91ZM154 88V87H153ZM13 89V90H14ZM20 89V88H19ZM63 89V88H62ZM156 89V88H155ZM260 89H261V87H260ZM17 90V89H16ZM57 90V89H56ZM83 90H85V88H83ZM237 90H238V92H237ZM258 90H259V88H258ZM257 90V91H258ZM86 91H84V92H86ZM136 91V90H135ZM134 91V92H135ZM264 91V90H263ZM19 91H17V93H18ZM57 92H59V91H57ZM72 92V91H71ZM70 92V93H71ZM149 92H150V90H149ZM237 92V93H236ZM261 91L259 90V93H260ZM34 93H38V90H36ZM89 93V92H88ZM137 93H139V92H137ZM156 93V92H155ZM243 93V94H242ZM249 93H253L254 94V92L252 91V92H248L247 91V94L249 95ZM18 94H21V93H18ZM61 94V93H60ZM86 94H87V92H86ZM85 94V95H86ZM143 94V93H142ZM246 94V95H247ZM255 94H256V92H255ZM79 95V94H78ZM84 95V97H87L88 98V96H90V95H88V96H85ZM186 95V96H185ZM259 94H257V96H258ZM261 95V94H260ZM262 95H263V93H262ZM102 96V95H101ZM144 96V95H143ZM201 96H203V94L201 95ZM250 96H253L254 97V95H250ZM197 97V96H196ZM204 97V96H203ZM203 97H202V101H203ZM248 97V96H247ZM261 97H263V96H261ZM86 98V99H87ZM93 98V97H92ZM99 98H100V96H99ZM142 98V97H141ZM199 98V97H198ZM198 98H196V100H198ZM211 98H210V102H212L211 101ZM254 98H256V96L254 97ZM91 99V98H90ZM96 99V98H95ZM258 99H259V96H258ZM258 99H257V101H258ZM263 98H261V99H259V100H262ZM89 100V99H88ZM97 100V99H96ZM99 100V99H98ZM101 100V99H100ZM142 100H144V99H142ZM141 100V101H142ZM175 100V101H174ZM264 100V99H263ZM132 101V100H131ZM136 101V100H135ZM187 101V103L189 102L188 100H186ZM208 101V102H209ZM17 102V101H16ZM35 102V101H34ZM55 102V101H54ZM71 102V101H70ZM145 102V101H144ZM259 102V101H258ZM186 103V102H185ZM193 103V102H192ZM191 102H190V104H192ZM199 103V101H197V104ZM201 103V102H200ZM262 103H264V101H262L261 102V105H260V103H258L257 104V106H258V108H260L261 106H262V108H261V112H262V116H263V121H261L262 122V124L260 125H257V128H258V126L260 127V128H258V130L256 129V127L254 126V124L253 125H251V123H250V120L248 121L249 122V124L248 123H246V124H248V127H249V125H251V126H254L255 127V129H254V131L252 130L253 129V127H252V129H251V131H253L252 133H251V136H246V138L244 137V139H243V143H242V145L243 144H245L246 146H256V147H259V146H261L260 148H264V105H262ZM145 104V103H144ZM143 104V105H144ZM169 104V103H168ZM167 104V105H168ZM171 104V103H170ZM189 104V105H190ZM194 104V103H193ZM192 104V105H193ZM202 104V103H201ZM173 105V104H172ZM195 105V104H194ZM73 106V105H72ZM99 106H102V105H100L99 104ZM155 106V105H154ZM158 106V105H157ZM161 106H163V105H161ZM165 106V105H164ZM188 106V105H187ZM198 106H199V104H198ZM260 106V107H259ZM122 107H124V109L122 108ZM129 107V106H128ZM146 107V106H145ZM148 107H150V106H148ZM168 107V106H167ZM170 107V106H169ZM168 107V110H171L170 108ZM172 107V106H171ZM175 107V106H174ZM190 107H191V105H190ZM205 107H207V105L205 106ZM204 107V108H205ZM85 108V107H84ZM143 108H144V106H143ZM158 108H160V107H158ZM188 108V107H187ZM195 108V107H194ZM193 108V109H194ZM198 108H200V107H198ZM214 108V107H213ZM106 109H105V111H106ZM146 109V108H145ZM174 108L172 107V110H173ZM177 109V108H176ZM197 109V108H196ZM209 109H210V107H209ZM130 110H131V108H130ZM154 110H156V109H154ZM160 110V109H159ZM175 110V109H174ZM173 110V111H174ZM180 110V109H179ZM215 110H217V109H215L214 108V111ZM76 111V110H75ZM129 111V110H128ZM161 111H163V110H161ZM164 111H165V109H164ZM164 111H163V114H164ZM178 111V110H177ZM207 111H209V110H207ZM210 111H213V110H210ZM107 112V111H106ZM156 112V111H155ZM154 112V113H155ZM168 112V111H167ZM175 112V111H174ZM173 112V113H174ZM201 112V111H200ZM203 112V111H202ZM109 113V112H108ZM126 113V112H125ZM132 113H134V112H132ZM158 113V112H157ZM160 113V112H159ZM162 113V112H161ZM169 113V112H168ZM167 113V114H168ZM172 113V114H173ZM177 113H180L179 111L177 112ZM209 113V112H208ZM213 113V112H212ZM58 114V113H57ZM175 114V113H174ZM207 114V113H206ZM217 114V115H216ZM224 114H227V115H225V117L223 116ZM107 115V114H106ZM131 115V114H130ZM136 115V114H135ZM178 115V117H180V118H178L179 120H180V122H181V120H185V119H182L181 118V116H179V114H177ZM108 116V115H107ZM167 116V115H166ZM174 117H175V115H173ZM192 116V115H191ZM190 116V117H191ZM211 116V115H210ZM213 116H214V114H213ZM214 116V117H215ZM226 116H228V117H226ZM42 117V116H41ZM150 117V116H149ZM148 117V118H149ZM158 117V116H157ZM169 117V116H168ZM168 117H167V119H168ZM196 117V116H195ZM215 117V120H217V118ZM220 117V118H219ZM256 117V116H255ZM63 118V117H62ZM60 119L59 117L57 118V117H55V119L53 120V122H49V123H46V125L45 126H47L46 127V130H45V136H44V142L43 143H41V144H44V143H46V142H48V141H51L50 139H52V138H50V136H52L55 132H56V130H55V132H53V128L54 127H56V125H58L59 126V131L60 132H58V130H57V132H58V135H57V132H56V134H54V135H57L58 137H59V135H60V139H61V141H65L66 139H69V140H71L70 139V134H69V132H67V130L65 131V129H66V127H67V124L66 123H64L63 122V119ZM156 118V117H155ZM166 118V117H165ZM173 118V117H172ZM172 118L169 120H167V121H169V123H171L172 124V122H170L171 120H172ZM176 118V117H175ZM226 120H225V119ZM260 118V117H259ZM22 119H24L25 120V123L27 122L28 124L26 125V126H32V124H31V122H29L30 121V118L28 117V116H23V118ZM74 119V118H73ZM153 119V118H152ZM187 119V118H186ZM220 119V120H221ZM241 119H239V120H241ZM253 119H254V117H253ZM251 120V122L252 121H254V120ZM87 120V119H86ZM133 120H135V119H133ZM145 120V119H144ZM164 120V117H163V119L161 118L160 120H154V124H152V126L151 127H156L155 128V133L154 134H156V136H157V140H156V142H158V148H159V152L160 151H164V149H165V147L166 146H168V144L173 148H176V152L177 151H179L180 149H181V151H183L182 150V148H184L185 146H183V145H185L184 143V139L187 137V134H186V136L184 135V133H183V135L185 136L184 137V139H183V141H182V134H180L181 135V139H180V136H178V135H175L174 133H173V129H176V130H179V132H180V129H178V128H182V124H183V122L182 123H179V124H181V126L179 125V124H176V128L174 127L173 129L171 128V126H175V125H169L168 124V122L167 121H163ZM190 120V119H189ZM192 120V119H191ZM196 122L198 123V125L199 126H195L196 124H194V122H193V124H191V123H189L188 121H187V123H186V125H183L184 127L185 126H187L189 129V131H190V135H191V137L193 138V136H194V138L195 139H198V141L197 140H195L196 141V144H198L197 142H199L201 139H205L206 140V138H205V134H206V132H205V134H204V131L205 130H208L209 129V123H208V121L206 120H204V121H202L201 119H200V117H199V119L198 118H196ZM228 120H230L229 122H228ZM238 119H237V121H239ZM246 120V119H245ZM244 120V121H245ZM137 121V120H136ZM136 121L134 122V123H136ZM155 121H158L157 122V124L155 123ZM175 121H176V119H175ZM214 121V120H213ZM212 121V122H213ZM218 121V120H217ZM216 121V123H218ZM223 121V122H224ZM243 121V122H244ZM62 122H63V124H62ZM151 122V121H150ZM186 122V121H185ZM185 122H184V124H185ZM226 122H224V123H226ZM234 122L236 123V121L234 120ZM243 122H241L240 121V123H243ZM246 122V121H245ZM256 123L258 122V121H255ZM254 122V123H255ZM215 123V122H214ZM232 123V122H231ZM253 123V122H252ZM255 123V124H256ZM45 124V123H44ZM141 124H143V123H141ZM174 124V123H173ZM188 124V125H187ZM221 124V123H220ZM258 124V123H257ZM55 125V126H54ZM127 125V124H126ZM153 125H155V126H153ZM167 125L169 126V128L167 127ZM179 127H178V126ZM215 125V124H214ZM219 125V124H218ZM217 125V126H218ZM233 125V124H232ZM236 125V124H235ZM234 125V126H235ZM71 126V125H70ZM74 126V125H73ZM79 126V125H78ZM212 126V125H211ZM220 126V125H219ZM218 126V127H219ZM230 126V125H229ZM243 126H245V124L243 125ZM115 127V126H114ZM126 127H128V126H126ZM132 128H130L129 129V131L131 130V129H133V126H131ZM186 127V128H187ZM215 127H216V125H215ZM237 127V126H236ZM247 127V128H248ZM45 128V127H44ZM57 128V127H56ZM82 129L79 131V138H80V143H82V144H80V145H82V146H80V153H79V156L81 155V157L82 158H84L86 161H88L89 163H91V161H94V162H92L91 163V165H93L95 162L97 163V164H100V163H106V164H108L107 162L109 161V159H111L112 158V155L114 154V152H113V154H112V150H111V152H109V153H107L106 151L104 152V151H102V150H104L103 148H102V150H101V147L103 146V144H101V142H99V143H97L98 142V140L97 139H95V140H93L90 136H89V130H88V128H86V130H84V128L83 127H81ZM129 128V127H128ZM186 128H184L185 129V133H189V131L187 132V130H186ZM250 128L251 127H249L248 129L250 130ZM139 129V128H138ZM145 129V128H144ZM172 129V130H171ZM184 129H183V131H184ZM210 129H211V127H210ZM215 129H217V128H215ZM231 129V128H230ZM236 128H234V130H235ZM242 129V128H241ZM127 130V129H126ZM125 130V131H126ZM135 130H136V128H135ZM134 130V131H135ZM176 130H174V132L176 131ZM240 130V129H239ZM247 130V129H246ZM248 130V131H249ZM137 131H139V130H137ZM137 131H135V132H137ZM150 132H151V130H149ZM152 131L154 132V130H153V128H152ZM182 131V130H181ZM208 131H210V130H208ZM216 130H214V132H215ZM242 131V130H241ZM243 131H245V130H243ZM257 131V132H256ZM64 132V133H63ZM119 132V131H118ZM124 132V131H123ZM142 132V131H141ZM148 132V131H147ZM202 132V133H201ZM217 132H219V131H217ZM238 132V131H237ZM236 132V133H237ZM246 132V131H245ZM250 132V131H249ZM63 133V134H62ZM115 134L117 133V131L116 132H114ZM125 133V132H124ZM127 133V132H126ZM132 133V132H131ZM130 133V134H131ZM134 133V132H133ZM138 133V132H137ZM137 133H134L133 135H135V134H137ZM145 132H143V134H144ZM176 133V132H175ZM177 133H178V131H177ZM182 133V132H181ZM216 133V132H215ZM238 133H241V132H238ZM52 134V135H51ZM62 134V135H61ZM123 134V133H122ZM127 134H129V133H127ZM150 134V136H152L151 135V133H149ZM201 134L203 135V138H202V136H201ZM229 134V133H228ZM227 134V135H228ZM125 135V134H124ZM189 135V136H190ZM205 135V136H204ZM208 135H210V134H208ZM208 135H207V137H208ZM212 135V134H211ZM222 135V134H221ZM220 135V136H221ZM224 135V134H223ZM230 136H231V134H229ZM228 135V136H229ZM241 135V134H240ZM239 135V136H240ZM246 135V134H245ZM249 135H250V133H249ZM252 135H253V137L255 136L256 138H257V141H253V139L255 138H252ZM63 136V137H62ZM131 136V135H130ZM136 136V138H137V135H135ZM213 136V138L215 137V134L214 135H212ZM216 136H218L217 138H216V140L218 139V138H220V136H219V134H217ZM225 136V135H224ZM227 136V137H228ZM73 137V136H72ZM132 137V136H131ZM191 137H189V139H191V141H192V138ZM201 137V138H200ZM211 137V136H210ZM227 137H224V138H226V139H228ZM233 137V136H232ZM235 137V136H234ZM78 138V139H79ZM124 139H126V138H128L127 136H126V138H125V136L123 137ZM134 138V137H133ZM140 138V137H139ZM143 138V137H142ZM154 138V137H153ZM156 138V137H155ZM199 138H200V140H199ZM212 138V140H213V142L212 143H214V139ZM222 138H223V136H222ZM222 138H220V139H222ZM230 138V137H229ZM239 138V137H238ZM237 138V139H238ZM38 139V138H37ZM56 139V138H55ZM58 139V138H57ZM56 139V140H57ZM188 139V140H189ZM209 139V138H208ZM237 139L235 140V142L237 141ZM240 139V138H239ZM242 139V138H241ZM261 140L260 142H259V140ZM147 140V139H146ZM149 140H152V139H150L149 138ZM154 140V139H153ZM181 140V141H180ZM187 140V139H186ZM187 140V141H188ZM204 140V141H205ZM210 140V139H209ZM211 140V141H212ZM215 140V141H216ZM233 141H234V139H232ZM231 140V138H230V141H226V143L227 142H233ZM256 140V139H255ZM39 141V140H38ZM38 141L36 142V145H35V147H38V146H40L39 145V143H38ZM109 141V140H108ZM136 141V140H135ZM142 142H143V140H141ZM155 141V140H154ZM190 141V142H191ZM193 141H194V139H193ZM194 141V142H195ZM203 140H202V142H204ZM222 141H223V139H222ZM40 142V141H39ZM56 142V141H55ZM75 142V141H74ZM104 142H106V140L104 141ZM132 142V141H131ZM139 142V141H138ZM137 142V143H138ZM145 142V141H144ZM149 142V141H148ZM148 142H147V144H148ZM156 142H155V144H156ZM182 142V143H181ZM189 142V141H188ZM201 141H200V145H201V143H202ZM207 142H208V140H207ZM210 142V141H209ZM216 142H218V141H216ZM224 142V141H223ZM235 142H233L232 144L233 145H235V146H237V145H239V143L237 142V143H235ZM34 143V142H33ZM79 143V142H78ZM107 143V142H106ZM109 143H110V141H109ZM136 142H134V145H136L135 144ZM187 143V142H186ZM219 143H221L220 142V140H219ZM225 143V144H226ZM66 144V143H65ZM95 145V147L96 148H93V149H95V150H101V152H100V150H99V152L97 153H94V151H93V153L92 154H89L87 151L85 152V151H83L84 150V148L86 147L87 148V146L88 145ZM146 144V143H145ZM206 144H209V146H210V143H206ZM214 144H217V143H214ZM116 145V144H115ZM120 145V144H119ZM139 145V144H138ZM175 145V146H174ZM199 145V144H198ZM221 145V144H220ZM224 144H222L221 146H223ZM231 145V144H230ZM229 144H227V146H228V148L226 147V145H224L225 146V148L224 147H221L220 148V146H219V144L217 145V147H215L216 148V150H215V148H214V150L215 151H217L218 150V152L220 153V156H218L219 157V159H221L220 157H222V150H223V148L224 149H228L227 151L229 152L228 153V159L230 160V162L231 163H229V165L230 164H232V166H233V168H234V171H235V173H236V175H238V176H240V175H242V177H246V184L244 185L245 186V188L246 189H249L248 191L250 192V191H252V194L253 193H255V191H256V187H255V183H254V178H256L255 176L257 175V174H259L258 172H260V170L262 169V163L264 162V160H263V158L262 157H260L259 155V157L260 158H262V160H257L258 158L256 157V156H254L253 155V153H252V151H253V147H252V151H251V155L249 154V153H247V154H249V156H247L245 153L243 154V155H246V156H243V155H238L237 156V153H236V150H238V149H240V148H238V149H234L233 150V148H230V147H233V145L232 146H230ZM241 145V144H240ZM107 146V145H106ZM112 146V145H111ZM133 146V145H132ZM141 146V145H140ZM144 146H146V145H143V148L142 149H145V147ZM152 146V145H151ZM169 146V147H170ZM179 146H180V148H179ZM187 146V145H186ZM189 146V145H188ZM202 146V145H201ZM205 146V145H204ZM219 146V147H218ZM230 146V147H229ZM41 147V146H40ZM66 147V146H65ZM93 147V146H92ZM104 147V146H103ZM117 147V146H116ZM123 147H124V145H123ZM123 147H122V149H123ZM126 147V146H125ZM128 147V146H127ZM148 147H150V145L148 144ZM155 145L151 148L150 147V149H151V154H150V160L148 159V156H144V153H143V160H144V158H145V161L146 162H148V160L150 161V163H151V161H154V157H155V160H156V164H158L157 165V167L159 166L161 169H162V171H163V174H164V172H165V170H166V167L165 166H167V169H170L169 168V166L172 164L171 163V161L173 162L176 158L178 159H183V160H181V162L185 165V169L186 170H188V168H189V170L190 169H192V170H196V171H198L200 168H199V164L201 163H199V161H197V157L196 158H194V157H192L191 156V158H190V156L188 157V159L189 160H187V158H185L186 157V155L187 154H189V152H190V150H189V152H186V153H183V152H181V151H179V153H177L179 156H174V155H176V154H172L171 155V152H173L175 149L173 148V150H172V148L170 149L169 147H167V148H169V151H170V154L167 152H161L162 154H159L158 152H156L155 151V148H157V147H155ZM242 147H244V146H242ZM39 148V147H38ZM69 148V147H68ZM97 148H99V149H97ZM113 148V147H112ZM136 148V147H135ZM157 148V149H158ZM187 148V147H186ZM206 148V147H205ZM210 148V147H209ZM229 148H230V151H229ZM87 149H91V148H87ZM108 149H109V146H108ZM107 149V150H108ZM118 149V148H117ZM141 149V150H142ZM149 148H148V150H150ZM156 149V150H157ZM200 149H202V147L200 148ZM233 150V152L234 153H236V156L235 155H231L232 154V150ZM254 149H255V147H254ZM118 150H120V149H118ZM117 150V151H118ZM136 151H137V149H135ZM146 150H147V148H146ZM145 150V151H146ZM147 150V151H148ZM172 150V151H171ZM188 151V149H185V151ZM210 150H212V146H211V149ZM209 150V151H210ZM213 150V151H214ZM240 150H242V149H240ZM264 150V149H263ZM41 151V150H40ZM89 151V150H88ZM114 151H116L115 149H114ZM142 151H144V150H142ZM38 152V151H37ZM42 152V151H41ZM73 152V151H72ZM89 152H92V151H89ZM120 152V151H119ZM122 152V151H121ZM133 152H134V150H133ZM138 152V151H137ZM218 152H213V153H216V154H218ZM241 152V151H240ZM243 152H245V151H243ZM39 153V152H38ZM37 153V154H38ZM135 153V152H134ZM146 153H150V152H146ZM175 153V152H174ZM204 153V152H203ZM225 153V152H224ZM41 154V153H40ZM71 154V153H70ZM122 154V153H121ZM155 154V155H154ZM186 154V155H185ZM205 154V153H204ZM215 154V155H216ZM227 154V153H226ZM242 154V153H241ZM256 154V153H255ZM120 155V154H119ZM152 155H154V157H153V160H151L152 159ZM200 155H202V154H200ZM211 155H212V153H211ZM45 156V155H44ZM122 156V155H121ZM121 156H120V159H121ZM138 156V155H137ZM185 156V157H184ZM203 156V155H202ZM201 156V157H202ZM216 156V157H217ZM252 156V157H251ZM253 156L254 157H256L257 159H254L253 158ZM68 157H69V155H67L66 153H63L60 157L58 156L56 159H53V161L55 160L56 162H59L58 164H59V167L61 166V168H63V169H60L61 170V173L63 172V170H64V172H65V170L67 171L66 172V174H65V176L64 177H60V179L61 178H64V179H62L61 181L58 179L59 177L58 176H56V177H54L55 175H54V173H53V169L51 168V169H45L44 167H43V165L46 163L45 161L46 160H40L39 161V159L38 158H36L35 159V161H34V164H35V166H34V172H33V176H32V179H33V183L34 184H36L38 187H40V189L42 190V191H44V194H46L45 196H47L46 197V200H48V201H46V203L44 204L45 206H44V209H45V214L47 215V216H52L53 215V212H54V208H55V206L53 205V201H52V199H51V197L49 198V196H50V194H47L48 192L50 193L51 192V189H52V187H53V189H60V187L62 188V190L61 191H63L64 192V194H66V197H68L69 199H72V197L74 198V196L77 198L78 197V195H80V197L82 196L81 195V193H82V191L84 190V188H83V186H81V184L79 185V184H77V182H75V178H77V172H78V170H77V168L79 167H72V164L70 163V161L68 160ZM70 157H71V155H70ZM115 157V156H114ZM117 157H118V155H117ZM183 157V158H182ZM216 157H214V158H216ZM134 158V157H133ZM140 158V157H139ZM175 158V159H174ZM213 158V157H212ZM259 158V159H260ZM119 159V158H118ZM119 159V160H120ZM136 159H138V158H136ZM174 159V160H173ZM204 159V158H203ZM202 159V160H203ZM113 160H117L116 158H114ZM186 160H187V162H186ZM205 160H206V158H205ZM217 160H218V158H217ZM217 160H216V162H217ZM52 160H51V162H53ZM85 161V162H86ZM137 161V160H136ZM180 161V160H179ZM191 161V162H190ZM210 161V160H209ZM214 161V160H213ZM219 161V160H218ZM222 161H223V158H222ZM221 161V162H222ZM224 161H225V158H224ZM86 163V164H89V163ZM110 162H112V160L110 161ZM110 162H109V164H110ZM118 162V161H117ZM120 163H121V161H119ZM138 162V161H137ZM169 162H170V165H169ZM176 162H177V160H176ZM204 162V161H203ZM215 162V163H216ZM154 162L152 163V165L153 164H155ZM174 163H175V161H174ZM173 163V164H174ZM180 163V162H179ZM211 163H212V160H211ZM218 163V162H217ZM74 164V163H73ZM101 164V165H102ZM114 164V163H113ZM143 164H144V162H143ZM147 164V163H146ZM155 164V165H156ZM172 164V165H173ZM182 164V165H183ZM213 164V163H212ZM219 164V163H218ZM238 164H240V166L238 165ZM46 165V164H45ZM137 165V164H136ZM151 165V167H154L155 165H153L152 166ZM171 165V166H172ZM176 164H174V166H175ZM179 165H181V164H179ZM178 165V166H179ZM201 165V164H200ZM207 165V164H206ZM209 165V164H208ZM220 165V164H219ZM228 165V166H229ZM264 165V164H263ZM58 166V165H57ZM95 166V165H94ZM104 166V165H103ZM109 166H111V165H109ZM115 166V165H114ZM114 166H113V169H114ZM140 166H142V165H140ZM144 166V165H143ZM170 166V167H171ZM173 166V167H174ZM177 166V165H176ZM227 166V167H228ZM237 166H239V167H237ZM71 167H72V169H71ZM81 167V166H80ZM79 167V168H80ZM83 167V166H82ZM99 167V166H98ZM105 167V166H104ZM117 167V166H116ZM115 167V168H116ZM119 167H122V166H120L119 165ZM204 167V166H203ZM206 167V166H205ZM214 167V166H213ZM226 167V168H227ZM69 168V169H68ZM106 168H108V167H106ZM143 168V167H142ZM145 168V167H144ZM143 168V169H144ZM148 168V167H147ZM175 168V167H174ZM208 168V167H207ZM215 168V167H214ZM220 168V167H219ZM229 168V167H228ZM68 169V170H67ZM95 169H97V168H95ZM111 169V168H110ZM136 169V168H135ZM138 169V168H137ZM154 169V168H153ZM159 169V168H158ZM176 169H178L179 171H180V169H182V168H178V167H176ZM204 169V168H203ZM202 169V170H203ZM212 169V168H211ZM263 169H264V167H263ZM262 169V170H263ZM109 170V169H108ZM117 170V169H116ZM155 170H156V166H155ZM191 170V171H192ZM206 170V169H205ZM215 170H216V168H215ZM224 170V169H223ZM222 170V171H223ZM232 170V169H231ZM231 170H230V172H231ZM105 171V170H104ZM113 171V170H112ZM149 171V170H148ZM157 171V170H156ZM155 171V172H156ZM158 171H161V170H158ZM167 171V170H166ZM178 171V172H179ZM200 171V170H199ZM199 171H198V174H199ZM209 171V170H208ZM80 172V171H79ZM85 172V171H84ZM110 172V171H109ZM135 172V171H134ZM153 172V171H152ZM170 172H171V170H170ZM181 172H183V171H180L179 172V174L181 173ZM185 172H187V171H185ZM185 172H183L184 174H185ZM206 172V171H205ZM211 172H213V171H211ZM217 172H218V170H217ZM125 173V172H124ZM129 173V172H128ZM141 173V172H140ZM150 173V172H149ZM154 173V172H153ZM153 173H152V175H153ZM158 173L159 172H156V174L158 175ZM167 173V172H166ZM172 173H173V171H172ZM188 173V172H187ZM192 173V172H191ZM201 173V172H200ZM214 173V172H213ZM212 173V174H213ZM222 173V172H221ZM226 173V172H225ZM228 173H229V171H228ZM260 173H262L263 174V171H261ZM58 174V173H57ZM96 173H94V178L91 180V183H93V181H96L95 179H96V177L98 176L99 177V175H95ZM99 174H100V172H99ZM109 175H110V173H108ZM131 174V173H130ZM162 174V172H161V175L160 176H162V178L164 179V175ZM182 174V173H181ZM183 174V175H184ZM189 174V173H188ZM195 174H197V173H195ZM195 174H193V175H195ZM218 174V173H217ZM223 174V173H222ZM227 174V173H226ZM230 174V173H229ZM103 175V174H102ZM127 175V174H126ZM155 175V174H154ZM153 175V176H154ZM186 175V174H185ZM207 175V174H206ZM219 175H220V173H219ZM264 175V174H263ZM100 176H101V174H100ZM120 176H121V174H120ZM147 176V175H146ZM149 176V175H148ZM159 176V177H160ZM188 176V175H187ZM190 176H192V175H190ZM197 176V175H196ZM200 176H202V175H200ZM199 176V177H200ZM216 176H218V175H216ZM261 176V175H260ZM98 177H97V179H98ZM113 177V176H112ZM119 177V176H118ZM126 177V176H125ZM129 178L128 179H130V176H128ZM138 177V176H137ZM141 178H143V175H141L140 176ZM139 177V178H140ZM168 177V176H167ZM167 177H166V179H162L163 181V184H164V182H165V180H167ZM199 177H198V179H199ZM262 177V176H261ZM260 177V178H261ZM100 178V177H99ZM104 178V177H103ZM109 178H111L110 176H109ZM117 178V177H116ZM121 178V177H120ZM127 178V177H126ZM125 178V179H126ZM140 178V179H141ZM145 179H146V177H144ZM150 178V177H149ZM148 178V179H149ZM177 178V177H176ZM179 178V177H178ZM182 178H185V177H183L182 176ZM193 178V177H192ZM230 178H232V177H230ZM258 178H259V176H258ZM263 178V177H262ZM261 178V179H262ZM114 179V178H113ZM124 179V180H125ZM131 179H132V177H131ZM148 179H146L147 181H149ZM160 179V180H161ZM174 179V178H173ZM195 179H196V177H195ZM201 179V178H200ZM237 179V178H236ZM236 179H235V181H236ZM238 179H240V178H238ZM99 180V179H98ZM115 180V179H114ZM143 180V179H142ZM186 180V179H185ZM217 180H218V178H217ZM228 180V179H227ZM231 180V179H230ZM242 180H243V178H242ZM244 180V181H245ZM118 181V180H117ZM131 181V180H130ZM184 181V180H183ZM191 181V180H190ZM193 181H194V179H193ZM192 181V182H193ZM83 182V181H82ZM136 182V181H135ZM141 182V181H140ZM140 182H139V186H140ZM157 182V181H156ZM233 182V181H232ZM232 182H229L230 184L232 183ZM238 182V181H237ZM240 182H241V179H240ZM128 183V182H127ZM134 183V182H133ZM168 183H169V180H168ZM194 183V182H193ZM239 183V182H238ZM90 184V183H89ZM94 184V183H93ZM129 184V183H128ZM131 184V183H130ZM143 184H144V182H143ZM166 184V183H165ZM170 184V183H169ZM182 184V183H181ZM200 185H201V182L199 183ZM146 186V188H144V189H142L141 190V195L143 196V198H144V202H147V204H149L150 205V203L152 204V207H150V206H148L149 208H150V210H151V215L153 216L152 218H150V221L148 222V229H146V230H148V231H146V232H148V235H147V237L149 238V240H150V242H149V246H148V244L146 245L147 247H148V249H147V247L145 246V245H143L142 243L140 244L142 247L143 246H145L146 248H145V250H147L146 252L148 253V255H151V254H153V253H150V252H152L154 249H155V246H156V244H155V242H153L154 240H156V241H158V238L160 237L159 236V233H157L156 231H158V229L157 228H159V229H168L169 228V226H171V225H178V226H187V227H189V228H191V225H189L187 222H186V219L184 220V219H182V218H178L177 220H175V222L176 223H174L172 220H170V221H168V220H166L167 218L166 217H164L163 215H164V213H165V211L168 209V207H167V204H166V201L165 200H167V198H171L172 196L170 195V189H167L168 187H166V188H164V190H165V192H166V195H163L162 193H164V192H161L160 190H158V187H157V183H154V182H152L151 180L148 182V184L146 183L145 184ZM228 185V184H227ZM226 185V186H227ZM236 185H237V183H236ZM258 185V184H257ZM256 185V186H257ZM262 185H264V184H262ZM48 186H50L51 188H48ZM93 186V185H92ZM96 186V185H95ZM97 186H98V184H97ZM96 186V187H97ZM158 186H160V185H158ZM172 186V185H171ZM175 186V185H174ZM212 186V185H211ZM216 186V185H215ZM231 186V185H230ZM229 186V187H230ZM233 186V185H232ZM241 186V185H240ZM258 186H260V185H258ZM257 186V188H259ZM148 187L150 188H152V190H149L148 189ZM218 187V186H217ZM238 187H239V184H238ZM86 188V187H85ZM93 188H95L94 186L92 187V189ZM102 188V187H101ZM101 188L100 189H96L97 191L99 190H101ZM138 188V187H137ZM142 188V187H141ZM160 188V187H159ZM180 188V187H179ZM179 188H177L178 190H179ZM182 188V187H181ZM180 188V189H181ZM209 188V187H208ZM262 188V187H261ZM264 188V187H263ZM87 189V188H86ZM91 189V188H90ZM139 189V188H138ZM229 189V188H228ZM236 189V188H235ZM169 190V191H168ZM176 190V189H175ZM174 190V191H175ZM183 190V189H182ZM232 190V189H231ZM91 191V190H90ZM93 191V190H92ZM93 192V193H99V191L98 192ZM130 191V190H129ZM151 191V192H150ZM184 191V190H183ZM221 191V190H220ZM259 191V190H258ZM84 192H85V190H84ZM172 192V191H171ZM209 192V191H208ZM215 192V191H214ZM228 192V191H227ZM187 193V192H186ZM229 193V192H228ZM233 193V192H232ZM241 193V192H240ZM258 193V192H257ZM257 193H255V194H257ZM87 194V193H86ZM173 194V193H172ZM251 194V195H252ZM100 195V194H99ZM101 195H103V194H101ZM179 195V194H178ZM178 195H176V196H178ZM195 195V194H194ZM193 195V197H196V195L194 196ZM233 195V194H232ZM235 195V194H234ZM243 195V194H242ZM167 196H169V197H167ZM174 196V195H173ZM183 196V194H181V197ZM187 196H189V194L187 195ZM187 196H186V198H187ZM210 196V195H209ZM237 196V195H236ZM241 196V195H240ZM139 197V196H138ZM167 197V198H166ZM183 197H185V195L183 196ZM182 197V198H183ZM227 197V196H226ZM238 197V196H237ZM236 197V198H237ZM243 197H245V196H243ZM246 197H247V195H246ZM245 197V198H246ZM52 198H54L53 196H52ZM82 198V197H81ZM99 199H100V197H98ZM142 198V197H141ZM166 198V199H165ZM228 198V197H227ZM235 198V199H236ZM248 199H249V197H247ZM252 199H253V197H251ZM45 199V198H44ZM61 199V198H60ZM87 199V198H86ZM96 199H97V197H96ZM176 199V198H175ZM188 199V198H187ZM187 199H185L187 202H188V200ZM189 199H190V197H189ZM213 199V198H212ZM241 199V198H240ZM257 199V198H256ZM259 199V198H258ZM85 200V199H84ZM170 200V199H169ZM172 200V199H171ZM170 200V201H171ZM247 200V199H246ZM88 201V200H87ZM90 201H92V200H90ZM96 201V200H95ZM100 201V200H99ZM140 201V200H139ZM142 201V200H141ZM168 201V200H167ZM174 201V200H173ZM197 201V200H196ZM248 201H250V200H248ZM252 201H254V200H252ZM93 202V201H92ZM150 202V203H149ZM172 202V201H171ZM184 202V201H183ZM215 202V201H214ZM213 202V203H214ZM242 202V201H241ZM255 202H256V200H255ZM71 203V202H70ZM88 204H89V201L87 202ZM101 203H103L102 201H101ZM168 203H170V202H168ZM175 203V202H174ZM212 203V204H213ZM252 203H254V202H252ZM139 204V203H138ZM172 204V203H171ZM200 204V203H199ZM215 204V203H214ZM75 205V204H74ZM90 205V204H89ZM95 205V204H94ZM97 205H98V203H97ZM216 205V204H215ZM250 205V204H249ZM252 205V204H251ZM250 205V206H251ZM254 205V204H253ZM260 205V204H259ZM76 206V205H75ZM102 206V205H101ZM100 206V207H101ZM104 207L106 206V205H103ZM168 206H170L169 204H168ZM175 206V205H174ZM227 206V205H226ZM256 207H257V205H255ZM254 206V207H255ZM74 206H72V204H69V206H68V209H67V212H66V223H65V225L63 224L62 226H63V228L62 227H60V228H62L63 229V231H60V230H58V228L59 227H56L57 228V230H56V232L55 233H53V237L55 238V240H57V242H59V243H61L60 241H62L63 242V245H62V248H59L58 249V251L60 252V254H62L63 255V264H79V262L77 261V260H74L75 258H73L72 257V253L70 252V250L67 252L66 250L67 249H69V245H68V240L67 239H69L68 238V235H69V232H70V227H71V225L72 226H75L76 225V227L78 226V230L80 231V234L82 233V238H84L83 240H84V244L83 245H85V247L86 248H90L91 246H92V240H91V235H90V226L88 227V228H86L85 226H84V223L86 224L87 223V221L85 222V220L83 219L84 217H82L81 215H82V210H81V212H79V209L77 208V207H75V208H73ZM87 207V206H86ZM85 207V208H86ZM98 207V206H97ZM147 207V209H149ZM172 207V206H171ZM185 207V206H184ZM263 207V206H262ZM88 208H90V207H88ZM95 208V207H94ZM170 208V207H169ZM173 208V207H172ZM211 208V207H210ZM209 208V209H210ZM232 208V207H231ZM91 209V208H90ZM98 209V208H97ZM106 209V208H105ZM104 209V210H105ZM146 209V208H145ZM163 209V211H161ZM86 210V209H85ZM93 210V209H92ZM99 210H102L103 211V209H102V207L101 208H99ZM149 210V211H150ZM183 210V209H182ZM207 210V209H206ZM227 210H229V209H227ZM91 211V210H90ZM190 211H192V210H190ZM196 211V210H195ZM210 211V210H209ZM230 211V210H229ZM234 211V210H233ZM88 212V211H87ZM86 211H85V214L87 213ZM104 212V211H103ZM179 212V211H178ZM211 212V211H210ZM218 212V211H217ZM226 212V211H225ZM224 212V213H225ZM97 213V212H96ZM102 213V212H101ZM105 213V212H104ZM170 213H171V211H170ZM180 213V212H179ZM216 213V212H215ZM264 213V212H263ZM81 214V215H80ZM88 214H89V212H88ZM137 214V213H136ZM147 214V212L145 213V215ZM168 214V213H167ZM84 215V214H83ZM96 214H94V216H95ZM99 215V214H98ZM141 215V214H140ZM140 215H139V217H140ZM170 215V214H169ZM226 215H227V213H226ZM232 215V214H231ZM71 216H73V217H71ZM93 216V217H94ZM106 216V215H105ZM131 216V215H130ZM138 216V215H137ZM199 216V215H198ZM248 216V215H247ZM86 217H87V214H86ZM90 217H91V215H90ZM92 217V218H93ZM99 217V216H98ZM98 217H97V220H96V222L98 221ZM121 217V216H120ZM124 217V216H123ZM168 217V216H167ZM181 217V216H180ZM200 217V216H199ZM232 217V216H231ZM70 218H73V220H74V225L72 224V221L73 220H70ZM89 218V217H88ZM148 218V217H147ZM230 218V217H229ZM91 219V218H90ZM95 219H96V217H95ZM100 219H102V217L100 218ZM108 218H106V220H107ZM115 219V218H114ZM116 219H118L119 220V218H116ZM122 219V218H121ZM120 219V220H121ZM190 219H191V217H190ZM189 219V220H190ZM226 219V218H225ZM228 219V218H227ZM260 219V218H259ZM88 220V219H87ZM103 220V219H102ZM105 220V219H104ZM103 220V221H104ZM113 220V219H112ZM111 220V221H112ZM126 220V219H125ZM137 220V219H136ZM140 219H138L137 221H139ZM192 220V222L190 223V224H192L193 223V219H191ZM101 221V220H100ZM129 221V220H128ZM136 221V222H137ZM141 221H142V219H141ZM140 221V222H141ZM144 221V220H143ZM172 221V222H171ZM207 221V220H206ZM89 222V221H88ZM95 222V223H96ZM108 222L109 221H107V224H108ZM114 222H116L115 220H114ZM113 222V223H114ZM118 222V221H117ZM126 222V221H125ZM135 222V223H136ZM211 222V221H210ZM213 223H215L214 221H212ZM211 222V223H212ZM235 222V221H234ZM77 223V224H76ZM106 223V222H105ZM144 223V222H143ZM146 223V222H145ZM133 224V223H132ZM141 224H142V222H141ZM140 224V225H141ZM216 224V223H215ZM214 224V225H215ZM51 225L52 226H54V223H52L51 222ZM88 225V224H87ZM110 225H111V223H110ZM113 225V224H112ZM116 225H117V227H118V224L116 223ZM123 225V224H122ZM144 225V224H143ZM147 225V224H146ZM236 225V224H235ZM235 225L233 226V227H235ZM57 226V225H56ZM95 226V225H94ZM94 226L92 227V228H94ZM105 226V225H104ZM126 226H127V224H126ZM131 227H132V225H130ZM136 226V225H135ZM145 226V225H144ZM112 227H114V225L112 226ZM121 227H123V226H121ZM136 227H139V226H136ZM141 227V226H140ZM139 227V228H140ZM247 227V226H246ZM91 228V231L93 230ZM96 228V227H95ZM118 228H120V224H119V227ZM127 229V227H124V230L126 231V229ZM135 228V227H134ZM146 228V227H145ZM144 228V229H145ZM154 228H156L157 230L155 231V230H153ZM172 228V227H171ZM198 228H200V227H198ZM207 228V227H206ZM210 228V227H209ZM106 229V228H105ZM110 229H111V227H110ZM129 229H132V228H129ZM138 229V228H137ZM141 229V228H140ZM139 229V230H140ZM142 229H143V227H142ZM178 230L180 229V228H177ZM202 229V228H201ZM236 229V228H235ZM241 229V228H240ZM115 230V229H114ZM121 230V229H120ZM123 230V231H124ZM133 230V229H132ZM171 230V229H170ZM175 230V229H174ZM173 230V231H174ZM181 230H183L184 232H185V230H184V228L183 229H181ZM197 230V229H196ZM205 230V229H204ZM203 230V231H204ZM252 230V229H251ZM113 231V230H112ZM117 231H119V229L117 230ZM122 230H121V232H123ZM128 231V230H127ZM166 231H168V233H169V230H166ZM166 231H164L165 233H166ZM120 232V231H119ZM120 232V233H121ZM139 232H142L141 230L139 231ZM174 232H176L175 234H177L178 233V231H174ZM207 232V231H206ZM237 232V231H236ZM255 232V231H254ZM253 232V233H254ZM258 232V231H257ZM79 233V232H78ZM77 233V234H78ZM115 233H116V230H115ZM130 233V232H129ZM131 233H133L132 231H131ZM136 233H138V232H136ZM135 233V236H136V238H135V240L136 239H138L137 238V234ZM167 233V234H168ZM181 233V232H180ZM195 233V232H194ZM194 233H192V235L194 234ZM199 233V232H198ZM240 233V232H239ZM79 234V235H80ZM92 234V233H91ZM124 234V237H125V233H123ZM127 234V233H126ZM134 234V233H133ZM133 234H132V237H133ZM174 234V233H173ZM172 234V235H173ZM174 234V235H175ZM184 234V233H183ZM232 234V233H231ZM249 234V233H248ZM259 234V233H258ZM94 235V234H93ZM113 235H117V234H113ZM130 235V234H129ZM145 235V234H144ZM187 235H189V233H187ZM186 235V236H187ZM194 235H196V234H194ZM221 235V234H220ZM102 236V235H101ZM104 236V235H103ZM141 236V235H140ZM143 236V235H142ZM162 236V235H161ZM178 236V235H177ZM180 236V235H179ZM214 236V235H213ZM230 236H232V235H230ZM51 237V236H50ZM74 237H75V235H74ZM94 237V236H93ZM111 237H112V235H111ZM115 237V236H114ZM117 237H119V235L117 236ZM126 237H128V236H126ZM146 237V236H145ZM182 237V236H181ZM189 236H187L186 238H188ZM234 237V236H233ZM249 237H252V235L251 236H249ZM41 238V237H40ZM47 238V237H46ZM76 238V237H75ZM74 238V239H75ZM78 238V237H77ZM102 238V237H101ZM104 238V237H103ZM222 238V237H221ZM253 238V237H252ZM251 238V239H252ZM72 239H73V237H72ZM107 239V238H106ZM122 239V238H121ZM132 239V238H131ZM131 239H130V241L129 242H131ZM141 239V238H140ZM237 239V238H236ZM255 239V238H254ZM257 239V238H256ZM262 239V238H261ZM101 239H99V241H100ZM111 240H112V238H111ZM115 240V239H114ZM124 240V239H123ZM127 240V239H126ZM129 240V239H128ZM148 240V239H147ZM198 240V239H197ZM231 240V239H230ZM238 240H240V239H238ZM243 240V239H242ZM259 241H261L260 239H258ZM264 240V239H263ZM47 241V240H46ZM117 241H118V239H117ZM122 240H120L119 242H121ZM139 241V240H138ZM248 241V240H247ZM56 242V241H55ZM104 242V241H103ZM106 243H107V240L105 241ZM109 242V241H108ZM112 242H113V240H112ZM116 242V241H115ZM114 242V243H115ZM136 242V241H135ZM146 241H144L143 243H145ZM164 242V241H163ZM233 242V241H232ZM243 242V241H242ZM244 242H245V240H244ZM251 242V241H250ZM263 242V241H262ZM83 243V242H82ZM96 243V242H95ZM94 243V244H95ZM128 243V242H127ZM137 243V242H136ZM224 243V242H223ZM255 243V242H254ZM264 243V242H263ZM104 244V243H103ZM108 244V243H107ZM116 244V243H115ZM118 244V243H117ZM131 244H132V242H131ZM214 244V243H213ZM250 244V243H249ZM251 244H253L252 242H251ZM100 245V244H99ZM114 245V244H113ZM136 245V246H135ZM134 245V247H131L130 249L128 248V249H126L125 251L124 250H119L120 252H122V253H124V256L123 255H120V256H122L123 257V259H122V263L121 264H139L140 263V261L142 262V260H140V258L142 257V252H141V250H142V248L140 249V247L139 246H137V244H135ZM218 245V244H217ZM216 245V246H217ZM223 245V244H222ZM244 245V244H243ZM264 245V244H263ZM78 246V245H77ZM95 246V245H94ZM106 247H107V245H105ZM116 246V245H115ZM133 246V245H132ZM219 246V245H218ZM217 246V247H218ZM247 246V245H246ZM259 246V245H258ZM80 247V246H79ZM103 247H104V245H103ZM102 247V248H103ZM122 247H124L123 245H122ZM160 247V246H159ZM225 247V246H224ZM223 247V248H224ZM235 247H236V245H235ZM242 247H245V246H242ZM97 248H100V247H97ZM105 248V247H104ZM103 248V249H104ZM116 249H117V247H115ZM119 248V247H118ZM222 248V249H223ZM231 250H233V247H229ZM79 249H82V248H79ZM94 249H96V248H94ZM94 249H91V251H93L94 252ZM103 249H100V251L101 250H103ZM123 249V248H122ZM207 249V248H206ZM211 249V248H210ZM218 249V248H217ZM237 249V248H236ZM65 250V251H64ZM106 250V249H105ZM113 250H114V248H113ZM156 250V249H155ZM163 250V249H162ZM219 250V249H218ZM221 250V249H220ZM219 250V251H220ZM240 250H241V248H240ZM240 250H238V251H240ZM51 251V250H50ZM90 251V252H91ZM96 251H98V249H96ZM95 251V252H96ZM115 251V250H114ZM118 251V250H117ZM118 251V252H119ZM213 251V250H212ZM222 252L223 251H226V250H221ZM243 251V250H242ZM77 252V251H76ZM141 252V253H140ZM253 252V251H252ZM80 253V252H79ZM101 253H102V251H101ZM103 253H104V251H103ZM117 253V252H116ZM116 253H115V255H116ZM121 253V254H122ZM145 252H143V254H144ZM226 253H227V251H226ZM229 254H230V252H228ZM232 253V252H231ZM240 253V252H239ZM74 254H75V252H74ZM92 254V253H91ZM88 255L89 257H87L86 259H84L83 257H86V256H81L82 257V259H81V257H80V260H88L89 262H90V260L93 258V255H94V259H96L97 257V255H96V253L95 254H93V255ZM223 255L225 254V253H222ZM238 254V253H237ZM86 255V254H85ZM96 255V256H95ZM101 254L99 253V256H100ZM106 255V254H105ZM113 255V254H112ZM117 255H119V253L117 254ZM116 255V256H117ZM141 255V256H140ZM250 255V254H249ZM102 256H104V254L102 255ZM109 256V255H108ZM147 256V255H146ZM242 256V255H241ZM246 256V255H245ZM264 257V255L262 254V255H259V257ZM78 257V258H79ZM96 257V258H95ZM144 257V256H143ZM243 257V256H242ZM55 258V257H54ZM112 258H114V257H112ZM115 258H117V257H115ZM146 258V257H145ZM147 258H149V257H147ZM228 258V257H227ZM232 258V257H231ZM237 258V257H236ZM239 258H240V256H239ZM247 258V257H246ZM57 259V258H56ZM61 259V258H60ZM100 259H101V257H100ZM104 259V258H103ZM118 259V258H117ZM117 259H115V262H116V260ZM142 259V258H141ZM54 260V259H53ZM93 260V259H92ZM102 260V259H101ZM112 260V259H111ZM120 260V259H119ZM119 260H117V262L119 261ZM150 260H151V257H150ZM206 260V259H205ZM257 260V259H256ZM56 261H58V260H56ZM55 261V262H56ZM95 261V260H94ZM108 261V260H107ZM106 261V262H107ZM121 261V260H120ZM148 261V260H147ZM246 261H247V259H246ZM245 261V262H246ZM44 262V261H43ZM88 262V263H89ZM95 262H97V260L95 261ZM98 262H99V259H98ZM101 262H105V261H101ZM109 262V261H108ZM113 262V261H112ZM111 262V263H112ZM259 262V261H258ZM87 263V262H86ZM92 263V262H91ZM91 263H89V264H91ZM119 262H118V264H120ZM144 263V262H143ZM153 263V262H152ZM254 263V262H253ZM252 263V264H253ZM10 264V263H9ZM101 264V263H100ZM102 264H105V263H102ZM109 264V263H108ZM113 264H115V263H113ZM117 264V263H116ZM146 264V263H145ZM149 264V263H148ZM155 264V263H154Z\"/></svg>",
  "mask_w": 264,
  "mask_h": 264
}]
</instances>
